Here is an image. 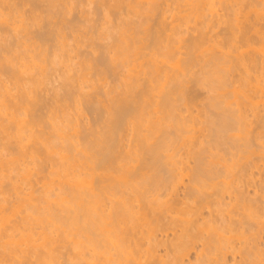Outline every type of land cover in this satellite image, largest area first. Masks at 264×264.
I'll return each instance as SVG.
<instances>
[{"label": "rangeland", "instance_id": "1", "mask_svg": "<svg viewBox=\"0 0 264 264\" xmlns=\"http://www.w3.org/2000/svg\"><path fill=\"white\" fill-rule=\"evenodd\" d=\"M8 1V2H7ZM10 1L12 2L11 4H10ZM27 1V2H26ZM25 2H24V0H5V5H4V3H3V7L2 6H0V49L2 50H0V60L1 61H3V62H0V64L1 63H3V66H1L0 67V83H2L3 85L0 87L1 89H2V87L4 86V88H6V90H8L9 88V91H8V93H9V95L10 96H8V99H6V98H4V97H7L6 96V94H8V93H5L4 95H0V97H2V96H4V97H2L3 98V100H2V104L1 105H3V103H5L4 105H6V103H8L6 106H9L10 104V106L8 107V112H9V110L12 108V106H14V105H12V103H11V101H9V100H12L13 101V99H14V97L15 96H17V94H18V96H17V98H18V102H20L21 100H22V94L23 95H25V96H23V98H25V97H28L27 99H29V100H31V104H30V102H27L28 104H30L31 106H34L33 108L30 106V109H28L29 108V105L25 102V101H27V99L25 100V101H23L24 102V104H22L21 103V105L19 106V108H22L25 104L27 105H25L24 106V108L25 107H27V109L28 110H31L32 111V109H33V111L35 110V112H34V114H32L33 113V111H32V113H30V111H28L27 109H26V112H25V115L23 114H21V111H17V110H15L14 112L17 114L18 112L21 114H19L20 115V117L19 116H17L18 118L17 119H23L24 121L25 120H27L28 118H29V120L31 121V119H30V116L32 115V117L33 118H36L37 117V115H38V117L39 116H41V122H43L44 121V123L42 124V123H38V126H39V129L41 128V127H44V128H41L42 130H43V133L41 134V132L39 133L38 131H39V129H37L38 128V126H37V124H35L34 125V127L36 126V130H38L37 132L39 133V135H38V133L36 134L37 135V137L35 136V139H37L38 138V136H39V140H37V141H43L42 140V136H40V134L41 135H43V139H44V137H48V136H50V134L49 133H51V128H50V125H51V127L52 126H54L53 127V133H55L56 132V126H55V124H54V118H55V116L56 115H58V117H59V119L64 115L65 116V113L66 112H69L68 114H70V115H72V116H70V117H73V118H71V121H70V123L73 121V123L74 124H76V123H78L75 127H74V124L73 123H71V124H73V131H69V132H67V133H65V135L67 134V136L69 135V134H71V135H69V136H72L71 138H77L78 136L77 135H79V141H77L78 143L80 142V144L82 143L83 144V141H84V139L86 138V135H88L87 137H89L90 136V138L92 139V141H94V136L95 135H97V133L96 132H99L100 131V127H101V125L102 126H104V125H106V124H104L103 125V123H104V121H105V119H106V117H105V115H107L109 112H112V111H110L111 109V105H110V101H112L113 99V97L115 96V97H117L118 96V93H122L121 91H122V89L124 88V84H125V82H123V81H125L124 79H125V77H123V74H124V76H125V74H126V71H127V69H129L130 68V65H128V66H126V64H125V66L127 67V69H126V67L125 66H123L122 65V63H123V59H125V55H128L129 57L133 54L132 52H133V50L132 49H130V48H127V47H129L128 45H130V44H128L127 43V47H123V46H126V45H122L123 44V42L122 41H120L119 40V38L120 39H122V37H124L125 39H126V41H127V38H126V34H127V36L130 34L131 35V33L133 32V28L135 29H137V30H134V33L136 34V33H138L136 36H134V37H139V34H140V37L142 36V35H145L146 33H145V31H144V33L142 32L143 31V29H146V27H148V26H153L154 24L153 23H155L153 20L151 21V18H149V16L152 14V13H150V15L147 17V18H149V19H146V15H143L142 16V12L144 11L143 9H144V6L147 8L148 7V5H156V3H158V2H162V3H158V4H160V5H162V6H159V9H160V12L163 14H161L160 12H159V15L161 14L162 16L160 17L159 16V18L160 19H162L163 18V20H161V21H163V22H168L169 24L171 23V21H172V17L175 19V23L177 24V22H178V19L180 18V16H183L184 15V11H186V10H188L187 8L188 7H186L185 9H184V1H176L177 3L176 4H174L175 2H173V1H175V0H173V1H171V0H169V2H168V0L167 1H164V0H159L158 2H157V0H152L153 2H151L150 0H146V2H145V0H139V1H137V0H133L132 2H137V4L138 5H140L139 7L141 8V5L143 6L141 9L143 10H138L139 12H137L136 11V7H138V6H136V5H133V6H135V10L134 11H132L131 10V12H130V14L129 13H127V11L128 10H130V9H132V8H130V9H128L127 8V5L126 4H128V2H125L126 4V6H124V3H121V0H26ZM28 1H30L29 3H28ZM110 1V2H109ZM118 1V2H117ZM217 1V0H216ZM221 0H219V2H220ZM238 1H245L244 3L243 2H241V4L238 2ZM230 0V1H228V0H222L220 3H218V1L215 3V0H213V2L215 3H213V7H214V9L213 10H218L217 12L219 13V14H217V12L215 11V14H211V12L213 11H205V15L204 16H202L201 17V19L203 18V17H205V18H208V19H202V20H198L197 22L199 23L200 22V24H197V22H195L196 23V25H195V23H193V22H191V21H189L190 23H189V25L186 23V24H183L184 23V21H185V19L183 18L182 20V22L180 21L179 23L181 24L179 27H182V25H183V28H179V32L181 31V33L182 34H178L177 36H175V39L177 40V42H176V40H175V43H177L178 44V46L179 45H181L182 43V46L184 47V49L186 50V48H185V45L188 43L186 40L187 39H189V38H193L194 36H196V32L195 31H197V29H201L202 31H204V32H209V34L214 38V34L215 33H217V35H218V37L215 35V38L213 39L212 37H210L211 39H213V41L215 42L214 43V45H215V48H214V46H212L211 47V43H213V42H206V44L205 45H203V47L202 46H200L199 47V49H193V50H191L190 52H192V51H194L195 50V52H194V55H196L197 54V56H194L193 55V53H190V54H192V55H190L189 56V61H187V62H185V58H188V54H185L186 52L184 51V52H181L182 54H183V57H184V59H182L183 57L182 56H180V54L181 53H179V54H177V56H180V57H182L181 59H182V63H184L186 66H184L183 68L185 69V68H187L188 69V71L186 72V71H184V73H183V77L182 76H180L179 77V79L180 80H178V82H175V81H177V79L175 78L174 79V76H173V78L171 77V80H169L168 79V81H169V83H168V81L167 80H164L165 81V83H164V81L162 80V84H164V87L166 88L167 86H168V88L167 89H169V87H171V86H173V88H175V89H172V87H171V89H172V91H171V89H169V90H167V89H165V91H163V92H167V91H170L171 92V94H170V101H171V99H175V101L174 102H176L177 104H174V102H173V107H175L174 108V110H177V108L179 109L180 108V110L178 111L177 110V113L176 114H178V113H180V111L182 112L181 114H179V117H180V115H181V117H183L184 115V117L183 118H187V121L184 119V121H186V122H192V123H189L190 125H188V127H187V129H186V132H184V133H180V131H176V127H175V123H173L172 121H174V120H172L171 119V123L172 124H174L172 127H173V129L175 130L174 132H173V130H171L170 128H169V126L171 127V125L172 124H170V118H169V116H168V113L166 114V112H164L165 110V105L163 104V106H161V107H163V109H161V107H159L160 109L158 110V107L157 106H155L154 108H157V110L158 111H156V113L154 114V113H152L151 114V117H153L152 119H154V117L156 118L158 115H161V116H158L160 119H158L159 120V122H161L160 123V125H162V128L160 127L159 129L161 130H156V133H155V130L153 131V132H150L151 134H149L148 132H146L147 133V137H149V143L151 142V143H153V141L154 140H156L157 139V137H159L158 139H160L161 141L165 138V137H170L171 138V136H172V138H171V142L173 143V144H169V142H168V146L167 147H165V149L164 150H161L162 152L164 151V154H166L165 156L163 155V154H161L162 155V157H163V159L162 160H164V162H165V159L164 158H166L167 156L169 157V158H171V157H173L172 159H171V161L172 160H176V161H179V160H177L178 158L180 159H182V162L184 163V166H183V163H180V165H177V167L179 166V168H180V166H182V168L183 167H185V169L187 170H185L186 172H184V174L186 175V177H187V179H186V177H184L183 178V183H185L184 185H181V186H179L180 188H178V189H176V191H177V193H176V195H178V196H180V197H178L177 198V200H181V199H183L184 197H183V194H185V185H187V187H186V193L187 194H189V196L188 195H186V196H188V197H190L191 195H193V193H198L199 191H201V192H199L200 194L201 193H203L202 195H204V196H202V195H200L199 193V195L197 194H194V196L196 195V196H199V197H201V200H200V198H198V199H196L197 197L195 196V198H193V196L192 197H190V200H189V198L187 197H185L183 200L184 201H186L187 202V200L186 199H188L189 201H190V203H188L187 202V204H190L191 206H193V208H195V204H196V207L198 206L197 204H199V206L197 207V208H199V211H200V207H202V205L200 204V203H198V202H204L205 201V196H207L206 198L208 199L207 201H205L204 203H202L203 204V206H205V205H208L206 208L205 207H202L201 208V211H200V213H201V215L199 214V213H197L196 215H198L197 217H196V215H194V216H191L190 217V219H193V218H196V220L198 221V224H199V228H201L199 231H197V236L200 234V233H202V238L201 237H199V239L201 240L200 242H197L196 243V245H195V249L193 248L191 251H190V253L188 254V256L185 258V264H196L197 262L195 261L196 259H194V258H196L195 257V255H196V253H198V251L199 250H202L203 249V253H205L204 255H206V256H208V258H210V261H212L211 263H214L213 262V260L215 259H217L218 258V260L221 262V263H223L224 261L223 260H225L228 264H234V261H232V262H230V260H231V257H234V256H232V254H230V253H228L225 257H223V255L222 256H220L219 254H220V251L218 252V250L217 249H219V248H215V247H211V252H210V248L209 249H207L204 245H202L203 244V242L202 241H208V240H210V241H214V243L215 242H217V244H218V242H219V240H220V242H222V243H219L218 245L220 246V245H224V246H228V245H231V246H233L234 244L235 245H237L236 247H239V244L240 245H242V240H240V239H242L241 238V236H244V235H246V236H248L247 234H241V232H242V230L241 229H235V230H233L232 231V229H234V227L232 226V229H231V231L229 232H226L227 230H221L220 228L218 229V225H219V221L221 220V217H228V219H230V218H232L233 220H235V219H237V216H238V218H240L241 220L243 219V218H241V217H243L244 215L243 214H245V216L246 217H244V221L245 222H247V220H248V223H251L252 224V221H253V223H256L255 225L254 224H252V225H254V226H256V225H258L259 227H257L256 226V228L254 227V226H252L251 225V231L250 230H248V234H249V237L251 236L250 235V232H251V234H253L252 232H253V228L255 229L254 231H256V233H254V235L256 234V236L258 237L257 238V243H258V248H259V250H261V253H258L257 254V256H255L254 255V258L256 257H258L257 258V260H259V262L258 263H256V258L254 259L252 256H251V258H249L248 259V261H246V264H248V262H250L251 260H252V258H253V260H254V264H262L263 262L262 261H264V206H263V202H261V204L260 205H258V202H257V204L256 203H254L255 202V200H257V201H260V200H258V198H260L261 199V196H262V198H263V195H264V190L262 189V186H261V184L263 185V180H261L262 178H264V109H263V105H264V96H260V95H263L264 94V90H261V88L262 89H264V87H263V84H264V81H262V80H264V78L262 79V76L261 75H263L264 73V68L262 69V67L261 66H264L263 65V63L260 65V67L259 66H257V68L259 67V69L260 70H258V72L260 71V73H259V75H258V72L256 71V75H257V77L256 78H258V77H260L261 76V79L260 78H258L260 81H258V82H256L257 84L256 85H258V83L260 82V84H259V86L260 87H258L257 86V88L256 89H253V88H255L254 87V85H255V82H254V80H251V81H253V82H251V84H249V85H251L252 86V88H251V86H248V83H247V78L245 79V81L243 80V78L242 77H245L244 76V74H243V76L241 75V73H244L243 71L242 72H240L239 71V68H242V67H240L239 65L236 67V65L234 64L233 65V63L234 62H232V63H229L230 62V60L228 59V58H232L231 56V54H230V51L232 50L233 52H234V47H232L231 45H229L228 46V44H230V43H227V39H229V37H230V35H231V31L232 30H229V27H226V24H228V23H226L225 25H223L224 23V20H225V22L226 21H228V22H230V21H233V22H230L231 23V25L230 24H228V26H230L231 28L230 29H234L235 30V28H237L238 27V25H240V24H243L244 22H246V21H244L245 19L243 18V17H247L248 19H250L249 21L250 22H253L254 21V19H258L259 18V21L258 20H255L254 22H262L260 25L261 26H263L262 28H264V0H259L258 2L256 1V0H254V2L255 3H253V4H255V5H253V6H251L252 4H251V2L249 3V4H251V5H249L248 4V0H247V2H246V0ZM252 1V0H251ZM6 2H7V4H6ZM45 2V3H44ZM114 2V3H113ZM130 2H131V0H130ZM136 2L134 3V4H136ZM145 2V3H144ZM149 2L151 3V4H149ZM155 2V3H154ZM169 3V5H167V3ZM179 2H181V3H179ZM182 2H183V4H182ZM231 2V3H230ZM237 4V6H236V4ZM253 2V1H252ZM9 3V4H8ZM25 3V4H24ZM28 3V4H27ZM33 3H34V5H33ZM36 3V4H35ZM104 3V4H103ZM118 3H119V5H118ZM140 3V4H139ZM142 3H144V4H147V5H144V4H142ZM153 3V4H152ZM171 3V4H170ZM182 5V7H180V5ZM224 3V4H223ZM228 3H230V5L228 4ZM238 3L240 4V5H238ZM245 3H247V5L250 7V8H254V9H256V11H257V13H255L256 11H253L255 14H253V12H251V10H249L250 8L247 6H245ZM32 4V5H31ZM67 4V5H66ZM114 4V5H113ZM218 4H220V5H218ZM6 5H8V6H6ZM102 5H103V7H102ZM172 5V6H171ZM177 5L180 7L179 8V11H180V15H178L179 14V11H178V13L177 12H173L172 10H174L175 9V11H176V8H177ZM222 5V6H221ZM223 5H225V6H223ZM227 5V6H226ZM229 5V6H228ZM233 5V6H232ZM169 7L170 9H172L173 7V9L172 10H169V9H167L166 7ZM211 6V8H212V4L210 5ZM215 6H218V7H215ZM231 6H232V8H233V10H232V8H231ZM235 6V7H234ZM244 8H243V7ZM8 7V8H7ZM67 7V8H66ZM104 7L106 8L105 10H104ZM122 7V8H121ZM123 7H126L128 10L126 11V8H124L123 9ZM161 7H163L162 9H161ZM176 7V8H175ZM226 7V8H225ZM229 7V8H228ZM166 8V9H165ZM219 8V9H218ZM224 8V9H223ZM235 8V9H234ZM238 8V9H237ZM239 8H240V10H239ZM243 8V9H242ZM2 9V10H1ZM12 9V10H11ZM123 9V10H122ZM226 9V10H225ZM242 9V10H241ZM253 9V10H254ZM4 10V11H3ZM69 10V11H68ZM122 10V11H121ZM169 10V11H168ZM178 10V9H177ZM182 10V11H181ZM184 10V11H183ZM225 10V11H224ZM232 12V13H230V11ZM238 12H237V11ZM136 11V12H135ZM142 11V12H141ZM165 11V12H164ZM234 11V12H233ZM236 11V12H235ZM241 11V12H240ZM249 11H250V13H249ZM3 12V13H2ZM68 12V13H67ZM119 12V13H118ZM126 12V13H125ZM129 12V11H128ZM133 12H135L134 14H133ZM145 12V11H144ZM158 12V11H157ZM164 12V13H163ZM182 12V13H181ZM188 12V11H187ZM186 12V13H187ZM228 12V13H227ZM240 12V13H239ZM248 12V16L247 15H245V13H247ZM8 13V15H5V14H7ZM13 13V15H11ZM15 13V14H14ZM118 13V14H117ZM138 13V14H137ZM173 13H176L175 15H178V17H174L175 15H173ZM185 13V14H186ZM237 13V14H236ZM243 13V14H242ZM4 14V15H3ZM10 14V15H9ZM145 14V13H144ZM147 14V13H146ZM183 14V15H182ZM209 14H211V16H209ZM217 14V15H216ZM221 14H222V16H221ZM234 14V15H233ZM240 14H241V16H240ZM3 15V16H2ZM126 15V16H125ZM148 15V14H147ZM216 15V16H215ZM219 15V16H218ZM237 15H239V16H237ZM254 15V16H253ZM257 15H259V16H257ZM145 16V17H144ZM226 16V17H225ZM230 16V17H229ZM243 16V17H242ZM7 18V19H5V18ZM220 17V19H218L217 20V18H219ZM222 17V18H221ZM229 17V18H228ZM242 17V19H243V21L244 22H241L242 20H240V18ZM255 17V18H254ZM14 18V19H13ZM142 18V19H141ZM144 18V19H143ZM152 18H154V16L152 17ZM155 18H158V15H156L155 16ZM165 18V19H164ZM176 18H177V20H176ZM213 19L214 21L213 22H215L214 24H216L215 26H214V24L212 25V21L210 22L209 21V19ZM236 18H239V20H238V23H240V24H236L237 23V20H236ZM254 18V19H253ZM16 19V20H15ZM171 19V20H170ZM211 19V20H212ZM236 21H235V20ZM247 19V20H248ZM251 19H253V21L251 20ZM262 19V20H261ZM7 22H6V21ZM12 20V21H11ZM17 20H18V22H17ZM73 20V21H72ZM127 21L126 23H124V22H122V21ZM147 20H149L148 21V23H147V26H146V22H147ZM164 20H166V21H164ZM179 20H181V18L179 19ZM207 20V22H208V25H205V24H203L201 21H206ZM230 20V21H229ZM261 20V21H260ZM170 21V22H169ZM219 21V22H218ZM240 21V22H239ZM6 22V23H5ZM13 22H14V26H13ZM24 23V25H22L23 23ZM120 22H122V23H120ZM145 22V23H144ZM153 22V23H152ZM210 22V23H209ZM217 22V23H216ZM22 23V24H21ZM70 23V24H69ZM150 23V24H149ZM201 23H202V25H201ZM218 23H222V25H220L219 26V24ZM235 23V24H234ZM72 24L74 25V26H72ZM118 24H120L121 26H119ZM122 24H124V26L122 25ZM153 24V25H152ZM167 24V23H166ZM232 24L235 26V28H234V26H232ZM263 24V25H262ZM16 25V26H15ZM26 25V26H25ZM71 25V26H70ZM77 25V26H76ZM128 25V26H127ZM185 25H188L187 26V28H186V26ZM196 26V27H198L196 30H195V28H194V26ZM200 25V26H199ZM12 26H13V28H14V30L13 29H11L12 28ZM19 26H20V28H19ZM23 26H25V27H23ZM130 26H133L132 28L130 27ZM146 26V27H145ZM193 26V27H192ZM203 26V27H202ZM208 26H211V27H207L208 28V30H206L205 31V29H207L206 27ZM216 28H214V27ZM258 26H259V24H258ZM11 27V28H10ZM18 28V29H16V28ZM22 27H23V29H22ZM47 27H48V29H47ZM220 27V28H219ZM240 27V26H239ZM260 27V26H259ZM38 28V29H37ZM40 28V29H39ZM59 28V29H58ZM62 28V29H61ZM129 28V29H128ZM131 28V29H130ZM184 28H186V29H184ZM192 28H194L193 30H192ZM213 28H214V30H213ZM218 28H219V31H218ZM226 28H227V30H229L228 31V33H224L223 31H225L226 30ZM24 29L26 30V31H24ZM45 29H46V31H45ZM61 29V30H60ZM69 29V30H68ZM73 29V31H71ZM119 29H120V31H119ZM139 29H142L141 31L139 30ZM152 29V28H151ZM182 29H184V30H182ZM211 29V30H210ZM9 30H11L10 32H9ZM28 30V31H27ZM41 30H43V31H41ZM52 30V31H51ZM57 30V31H56ZM122 30V31H121ZM132 30V31H131ZM195 30V31H194ZM214 32H213V31ZM217 30V31H216ZM223 30V31H222ZM226 30V31H227ZM15 31H18V32H15ZM29 36V37H31V38H29L24 32ZM46 32V34H45V32ZM130 31V32H129ZM137 31V32H136ZM185 33V34H183V32ZM13 32H14V34H13ZM30 32V33H29ZM122 32V33H121ZM124 32V33H123ZM125 32H127V33H125ZM139 32H141V33H139ZM147 32V31H146ZM219 32H221L220 34H219ZM223 32V33H222ZM20 33V34H19ZM42 33L44 34V35H42ZM54 33H55V35H54ZM114 33V36H112V34ZM119 33H121V35L119 34ZM143 33V34H142ZM167 33V32H166ZM214 33V34H213ZM12 34V35H11ZM18 34V35H17ZM22 34H24L23 36L25 37H28L29 39H27V38H24V41H26V39L32 44L33 43V45H31L32 47L34 46V44L37 46V48H36V52L37 51H39L38 53H37V55H38V58H37V56H34L33 58L35 59H33L29 54H31L32 55V53L33 52H30L29 51V53L28 54H26V53H21L22 52V50H23V44L22 45H17V43H16V41L17 40H21V38H22ZM37 34V35H36ZM60 34H62V35H60ZM84 34V35H83ZM123 34H125L124 36H123ZM188 34H189V36H188ZM193 34V35H192ZM230 34V35H229ZM15 35V36H14ZM39 35H40V37H39ZM42 35V36H41ZM59 35V36H58ZM72 35H73V37H72ZM116 35V36H115ZM183 35V36H182ZM222 35H223V37H222ZM229 35V36H228ZM47 36V37H46ZM54 36V37H53ZM71 36V37H70ZM79 36H81V37H79ZM84 36V37H83ZM87 36V37H86ZM146 36V35H145ZM144 36V37H145ZM182 36V38L184 37L186 40V42L183 40V42L181 43L180 42V40H179V38ZM187 36V37H186ZM208 37H209V35H207ZM226 36V37H225ZM247 36H248V33H247ZM20 39H19V38ZM43 37V38H42ZM45 37H46V39H45ZM57 37V38H56ZM79 37V38H78ZM133 37V38H134ZM11 38H13V39H11ZM72 38V39H71ZM74 38V39H73ZM76 38L77 39H79V40H76ZM81 38H82V40H81ZM90 38H92V39H90ZM115 38V39H114ZM118 38V39H117ZM178 38V39H177ZM183 38V39H184ZM191 38V39H192ZM216 38H218V39H216ZM35 39V40H34ZM47 39H49V40H47ZM60 39V40H59ZM62 39V40H61ZM65 39H66V41H65ZM85 39V40H84ZM87 39V40H86ZM124 39V40H125ZM128 39H132V36H131V38H130V36H129V38ZM181 39V38H180ZM219 39H221V40H219ZM254 39H259V38H253V40ZM31 40V41H30ZM44 40H45V43H44ZM47 40V41H46ZM59 42H58V41ZM73 40V41H72ZM89 40V41H88ZM93 40V41H92ZM109 40V41H108ZM130 40H128V41H130ZM179 40V41H178ZM227 40V41H226ZM253 40H252V44H250V46H249V48H251V47H253V48H255V49H257L258 51L260 50L259 48H260V45L262 44H264V40H263V43H262V40H261V42H259L258 40H254V41H258V44L256 43V42H253ZM27 41V42H28ZM35 41H36V43H35ZM39 41V42H38ZM56 41H57V43H56ZM77 41V42H76ZM90 41H92V42H90ZM108 41V42H107ZM113 41V42H112ZM127 41V42H128ZM189 41V40H188ZM16 44H15V43ZM18 42V41H17ZM22 42V41H21ZM29 42L27 43V44H29ZM42 42V43H41ZM75 44H74V43ZM78 42H81V43H79L78 44ZM88 42V43H87ZM112 42V43H111ZM115 42V43H114ZM117 42H118V44H117ZM120 42L122 43V44H120ZM181 44H180V43ZM12 43V44H11ZM20 42H18V44H19ZM59 43V44H58ZM64 43H65V45H64ZM70 43V44H69ZM87 43V44H86ZM90 43V44H89ZM108 43V44H107ZM129 43H131V41L129 42ZM147 43V42H146ZM216 43H217V45H216ZM226 43H227V45H226ZM256 43V44H255ZM259 43H261V44H259ZM3 44V45H2ZM8 44V45H7ZM11 44V45H10ZM67 44V45H66ZM84 46V45H86V46H82V45ZM93 44V45H92ZM122 45V47H120L119 49H118V47H117V45ZM124 44H126L125 42H124ZM148 44V43H147ZM209 44V45H208ZM224 45V47H223V45ZM232 44H235V45H237L238 43H236V39H235V41H234V43L232 42ZM14 45V46H13ZM39 45V46H38ZM45 45V46H44ZM54 45V46H53ZM57 45H59L58 47H57ZM70 45V46H69ZM72 45V46H71ZM78 45H80V48L78 47ZM94 46V47H88V46ZM106 45H107V47H106ZM176 45V44H175ZM239 45V44H238ZM5 46V47H4ZM10 46V47H9ZM13 46V47H12ZM21 46V47H20ZM36 46H34V47H36ZM44 46V47H43ZM64 46V50L62 49V47ZM78 47V48H74V47ZM99 46V47H98ZM109 46H112V47H110L109 48ZM15 47V48H14ZM19 48V49H16V48ZM40 47H42V48H40ZM60 47V48H59ZM103 47H106V50H105V48H103ZM117 47V48H116ZM131 48H132V45L130 46ZM218 47V48H217ZM248 47V46H247ZM247 47H245V48H247ZM263 47V46H262ZM4 48V49H3ZM8 48V49H7ZM39 48H40V50H39ZM76 51V53L74 54V52L75 51H72L73 49ZM85 48V49H84ZM94 48V49H93ZM116 48V49H115ZM121 48H127V49H130L131 50V52H130V50H125L124 49V51H125V53L126 54H122V56H121V51H122V53H124V51H123V49H121ZM182 48V47H181ZM180 48V51H183L182 49ZM202 48V49H201ZM215 49L216 51H215V53H217V52H220V54H222V52H223V50L226 52V54L228 53V54H230L229 56H225V55H223V59H222V57L221 58H217L218 59V61H220V63H217L218 61H217V59L216 58H214V57H210L211 56V54L214 52L212 49ZM217 48V49H216ZM220 48H222V52L220 51ZM224 48V49H223ZM244 47L242 48V49H245ZM11 49H12V51H11ZM45 49H47V50H45ZM81 49V50H80ZM88 49V50H87ZM97 49V50H96ZM103 50V51H101V50ZM118 49V50H117ZM210 49L212 50L211 51V54L209 53L210 52ZM230 49V50H229ZM248 49V48H247ZM7 50V51H6ZM16 50V51H15ZM17 50H19V51H21L20 53L17 51ZM44 50V51H43ZM59 50V51H58ZM82 52L83 51V54L85 55V57H84V55H82V53H79L80 51ZM96 52H95V51ZM100 50V51H99ZM108 50V51H107ZM115 52H114V51ZM149 50V49H148ZM219 50V51H218ZM251 50L253 51V49L251 48ZM262 50H263V48H262ZM261 50V51H262ZM6 51V52H5ZM42 51V52H41ZM52 51V52H51ZM59 53H58V52ZM67 52L66 54L64 53V52ZM79 51V52H78ZM85 51V52H84ZM90 53H89V52ZM117 51H118V54H116L117 53ZM208 53H207V52ZM231 51V52H232ZM44 52V53H43ZM72 52V53H71ZM77 52H78V57L77 56H75V55H77ZM92 52L94 53V55H96L95 53H97V55L96 56H94L93 54H92ZM101 54H99V53ZM109 52V53H108ZM112 52H113V54H112ZM232 52V53H233ZM254 52H255V50H254ZM257 52V51H256ZM16 53V54H15ZM47 53V54H46ZM50 54V56H49V54ZM56 53V54H55ZM66 55H64V54ZM86 53V54H85ZM106 53V54H105ZM114 53H115V55H114ZM119 53H120V55H119ZM199 53V54H198ZM204 53V54H203ZM258 53V52H257ZM4 54H5V56H7V57H4ZM11 54V55H10ZM18 54V55H17ZM20 54H23L24 55V57H29V60H30V58H32L31 59V61L33 60V63L30 61H28V62H26V64H25V66H27L28 67V69L25 71L24 70V72H22V73H25V75L24 74H20L19 72L21 71L20 69H23L21 66L22 65H20V64H22L21 62H25V60L23 61V60H20V57L19 56H22V55H20ZM53 54H55V55H53ZM64 56H63V55ZM68 54V55H67ZM184 54H185V56H184ZM207 54H209V55H207ZM219 54V53H218ZM219 54V55H220ZM223 54H224V52H223ZM233 54H235V52L233 53ZM14 55V56H13ZM15 55H17L16 57L19 59V60H16L17 58L15 57ZM26 55V56H25ZM39 55H40V57H39ZM46 57H45V56ZM81 55V58H82V60H81V58L79 59V56ZM87 55V56H86ZM99 55V56H98ZM104 55H106V57L107 56H109V57H111V58H113V61H112V59L111 58H106V57H104ZM119 55V56H118ZM204 55V56H203ZM217 55V54H216ZM219 55H218V57H219ZM4 58H3V57ZM10 56H11V58H10ZM43 56V57H42ZM69 56H71V58L69 57ZM93 56V57H92ZM203 56V57H202ZM207 56V58H205ZM2 57V58H1ZM13 57L15 58V59H13ZM41 57H42V59H41ZM59 57V58H58ZM61 57V58H60ZM69 57V58H68ZM75 57H76V59H78V60H76L75 59ZM88 57V59H86ZM96 57L98 58V59H96ZM100 57V58H99ZM101 57H102V59L104 60V61H107V59L109 60L106 64L104 63V64H102L100 61H102V59H101ZM104 57V58H103ZM118 57H119V59H120V57L122 58V57H124V58H122V59H120L121 61H117L116 62V59L117 60H119L118 59ZM129 57H127V58H129ZM191 57H192V59H191ZM196 58V60L194 59V58ZM224 57H227V58H224ZM26 58V59H27ZM43 58H45V60L43 59ZM52 58V59H51ZM66 58V59H65ZM67 58L68 59H71V63H70V61H67L66 62V60H67ZM74 58V59H73ZM90 58V59H89ZM92 58H94V59H96L97 61L99 60V64L98 65H100V66H98L97 64H95L96 63V60L94 61ZM201 60H200V59ZM204 59V61L205 62H208V63H205V65L203 64L204 63V61H203V59ZM208 58H210V60H211V58H214L213 59V61L211 60H209ZM263 58V57H262ZM262 58H261V60H262ZM51 59V60H50ZM61 59V60H60ZM63 59H65V61H64V63H66V65L63 63ZM86 59V60H85ZM115 59V60H114ZM201 61H199V60ZM206 59H208V61L206 60ZM220 59V60H219ZM225 59H227V60H225ZM8 60V61H7ZM13 60H16V61H13ZM53 60H54V62H53ZM59 60V61H58ZM77 61V63H76V61ZM81 60V62L84 60V61H87L86 62V66H87V64H89L88 65V71H84L85 73H89V74H92V76H91V81L89 80V78H90V76H89V74H88V77L86 76V77H82V79H80L81 78V75H82V72H80L81 73V75H77V77H78V81L76 80V78H74L75 76L74 75H76V74H80L79 72H78V69L80 68V66H79V64H80V61ZM88 60H90V61H92L91 63H93V61L95 62L94 64L97 66V67H99V70H101V71H104L103 69H105V71H104V73H100V71L98 70L97 71V67H95V65H93L92 66V70L90 69L91 68V63H89L90 61H88ZM123 60V61H122ZM126 60V59H125ZM192 61V64L190 63L191 61ZM193 60H195V61H193ZM215 60V61H214ZM224 60V61H223ZM260 60V61H261ZM5 61H7V62H5ZM12 61V62H11ZM40 61H43V62H40ZM47 61V62H46ZM57 61L59 62L58 64H57ZM62 61V62H61ZM116 62V66H117V68L115 67V63H113V62ZM217 61V62H216ZM227 61V62H226ZM231 61H233V59L231 60ZM8 62H9V65H7L8 64ZM14 62H15V65L18 67V65L21 67L20 69H19V67H18V70L19 71H16L15 70V68H17L15 65H14ZM19 62V64H17V63ZM52 62V63H51ZM74 62V63H73ZM111 62V63H110ZM125 62V61H124ZM180 62V63H181ZM191 64V66H190V64ZM194 62H197V64L196 63H194ZM203 62V63H202ZM224 62H226V64L224 63ZM262 62H264V60H262ZM37 63H38V67H39V64L41 63V68H34V69H32L31 68V66L32 65H35V67H37ZM64 65H63V64ZM79 63V64H78ZM108 63H110L111 65H109V67L107 68V65H108ZM118 63V64H117ZM119 63H121V64H119ZM125 63H127V62H125ZM182 63H181V66H183L182 65ZM217 63V64H216ZM225 65H224V64ZM6 66H5V65ZM14 66H13V65ZM29 64V65H28ZM55 64H57L56 66H55ZM62 64V65H61ZM67 64L69 65V64H71L72 66H70V67H68L67 66ZM74 64V65H73ZM220 64H222V65H220ZM227 64H228V66H232V68L231 67H228L227 66ZM232 64V65H231ZM31 65V66H30ZM102 65V66H101ZM106 66V68H104L105 66ZM123 66V68H122V66ZM194 65H199V66H194ZM203 67H201V66ZM204 65V66H203ZM209 65V66H208ZM213 65V66H212ZM8 66V67H7ZM44 66V67H43ZM67 66V68H65V67ZM112 66V67H111ZM120 66V67H119ZM225 66V67H224ZM236 67L237 69H235L234 67ZM7 67V68H6ZM11 67L12 68H14V70L12 69L11 70ZM44 69H43V68ZM77 68V70H75V68ZM101 67V68H100ZM200 67H201V69H200ZM205 67H208V68H206L205 69ZM227 67V68H226ZM3 68H4V70H3ZM56 68V69H55ZM61 68V69H60ZM95 68H96V70H95ZM103 68V69H102ZM182 68V67H181ZM182 68V69H183ZM226 69V71L224 70H222V69ZM233 68L235 69V70H233ZM29 69H32V70H34V71H32V70H30L31 72H32V74H34L36 71V73L37 74H35L36 76H34L33 77V75L30 73V71H29ZM56 70V71H54V70ZM61 71H60V70ZM67 69V70H66ZM69 69H71V70H69ZM89 69H90V71H89ZM93 69L95 70V71H97V73L95 72V71H93ZM115 69H117V70H115ZM121 69H123V70H121ZM203 69V70H202ZM231 69V70H230ZM40 70H41V72L43 73H41V74H39L40 73ZM59 70V71H58ZM62 70H63V74L61 73L62 72ZM66 70V71H65ZM230 71V72H228V71ZM236 70H238L237 71V73H239V74H237L236 73ZM241 70V69H240ZM254 70V69H253ZM256 70V69H255ZM261 70H262V72H261ZM5 74V76H4V74L2 73V72ZM10 71V73L8 74V72ZM11 71H12V74H11ZM13 71H15V72H13ZM28 71H29V73H28ZM44 71V72H43ZM54 71V72H53ZM67 71H69L67 74H65L66 75V77H62V78H60L59 79V75H64V73H66ZM75 72V73H73V74H70L71 72ZM92 71V72H91ZM117 71V72H116ZM167 71V70H166ZM199 71V72H198ZM202 73H201V72ZM232 71H235L234 73H232ZM78 72V73H77ZM84 72H83V74H84ZM102 75H100V76H97V75H99V73ZM119 72V73H118ZM172 72V71H171ZM169 73L170 75L169 76H172V74H173V72L172 73ZM197 74H196V73ZM13 73H15V74H13ZM28 74V77H30V79H34V81H31L32 83H30V81H29V79L27 80V74ZM54 73V75H52ZM56 73V74H55ZM60 73V74H59ZM123 73V74H122ZM203 73H205V74H203ZM3 74V75H2ZM46 74V75H45ZM58 74V75H57ZM86 74V75H87ZM112 74H113V76H112ZM195 74V76H193ZM225 74V75H224ZM233 74V75H232ZM234 74H236V75H234ZM255 74V73H254ZM261 74V75H260ZM6 75H8L9 77H11V75H12V77L11 78H9L8 76H6ZM17 76L18 78H19V75L21 76V77H24V81L23 80H21V79H23V78H16V80L19 82H17L15 79H13V76ZM32 75V76H31ZM44 75V76H43ZM52 76L53 77V79H55V80H58V81H60V84L59 83H57L58 81H55L54 80V84H53V82L51 83V77H49V76ZM64 75V76H65ZM85 75V74H84ZM109 75V76H108ZM174 75V74H173ZM186 77H185V76ZM193 76V78H190V77H192ZM224 75V76H223ZM240 76V77H238V76ZM2 76V77H1ZM38 76V77H37ZM41 76V77H40ZM46 76V77H45ZM57 76V77H56ZM68 76H69V78L71 77V76H74L73 77V80H75L76 81V83H75V81H74V85H73V81L71 80V81H69L71 84H69V82H66V81H68V80H70V79H67L66 80V78H68ZM95 76V77H94ZM111 76V77H110ZM118 76H119V78L122 80V82H123V85H122V83L120 82L121 80L118 78ZM190 76V77H189ZM219 77V79L218 80H216L218 77ZM221 76H223V77H221ZM232 78L231 80H230V78ZM242 76V77H241ZM264 76V75H263ZM4 77H5V79H4ZM116 77V78H115ZM234 77V78H233ZM238 79H236V78ZM15 78V77H14ZM36 78L38 79V80H36ZM50 78V79H49ZM83 78H85V79H83ZM113 78V79H112ZM117 78H118V80H117ZM188 78H189V80H188ZM225 78V79H224ZM241 78V79H240ZM7 79H9V81L7 80ZM12 79L14 80V81H12ZM52 79V80H53ZM184 79V80H183ZM197 79V80H196ZM241 81H240V80ZM21 82H20V81ZM26 80L27 81H29V82H27V84H26ZM36 80V81H35ZM49 80V81H48ZM65 81V82H63V81ZM85 80V81H84ZM174 80V81H173ZM183 80V81H182ZM237 80V81H236ZM257 80V79H256ZM7 81H8V83H7ZM22 81L25 83V85H27V86H25L23 83H22ZM79 81H80V83H79ZM83 81V82H82ZM112 81V82H111ZM142 81V82H141ZM140 82L141 83H143V80H141ZM175 82L176 84H174L173 82ZM180 81V82H179ZM213 81V82H212ZM216 81V82H215ZM218 81V82H217ZM219 81H222V82H219ZM230 81V82H229ZM235 83H234V82ZM239 81V82H238ZM243 81H244V83H243ZM50 82V83H49ZM78 82V83H77ZM85 82H87V83H85ZM107 82V83H106ZM111 84H110V83ZM115 82V83H114ZM10 83V84H9ZM20 83H22L21 85H24L25 87V89H24V92H23V90L21 89V88H19L18 86H21V85H19ZM65 86V88H64V86L62 85V84ZM65 83V84H64ZM67 83L69 84L68 86H67ZM83 83V84H82ZM85 83V84H84ZM97 83V86L95 85ZM101 85H100V84ZM119 85H118V84ZM140 83V84H141ZM167 83H168V85H167ZM241 83V84H240ZM250 83V82H249ZM263 83V84H262ZM5 84H7L6 85V87H5ZM103 84H105V85H103ZM109 84V85H108ZM120 84H121V86H120ZM145 84V83H144ZM166 84V85H165ZM174 84V85H173ZM177 84H178V86H177ZM181 84V85H180ZM231 84H235L234 86H232ZM242 84H244V85H242ZM11 85V86H10ZM14 85H15V89H14ZM79 85V86H78ZM92 85V86H91ZM143 85V84H142ZM180 85V86H179ZM185 85H187V87L185 86ZM240 85V86H239ZM242 85V86H241ZM13 86V87H12ZM17 86V87H16ZM29 86V87H28ZM57 87L56 89H55V87ZM86 88H85V87ZM90 86V87H89ZM103 86V87H102ZM107 86V87H106ZM114 86V87H113ZM174 86H176V87H174ZM59 87H60V89H59ZM66 87H70V89H71V92L73 91V94L71 93V92H69L68 91V93L66 92V90H68V88H66ZM77 87H79L78 89H79V91H77L78 89H77ZM80 87H82V88H80ZM97 87L100 89H98L97 90ZM116 87V88H115ZM120 87V88H119ZM239 87V88H238ZM241 87H246V88H242V89H240ZM249 87V88H248ZM62 88V89H61ZM65 90H64V89ZM75 90H73V89ZM106 88V89H108L109 88V90H106V91H108V93L104 90V89ZM139 88H141V87H139ZM12 89V90H11ZM26 89H28V90H26ZM58 89V90H57ZM69 89V90H70ZM83 89V90H82ZM92 89V90H91ZM114 89V90H113ZM121 90L120 92L118 91V90ZM185 89V90H184ZM247 89H249V90H247ZM252 91H251V90ZM22 90V92L23 93H20V91ZM53 90V91H52ZM55 90V91H54ZM117 92H116V91ZM167 90V91H166ZM173 90H176V91H173ZM182 90V91H181ZM244 90H246V91H244ZM255 90V92L256 93H253V91ZM256 90H258V91H256ZM259 90H260V92H259ZM30 91V92H29ZM32 91V92H31ZM35 93H34V92ZM90 91H92V92H90ZM96 91H98V92H96ZM105 91V92H104ZM111 91H115L114 93H112ZM125 90H123V92H124ZM153 91V90H152ZM157 91V90H156ZM153 91L152 92V94L154 93L155 95H157L158 94V92L159 91ZM179 91H181V92H179ZM243 91V92H242ZM15 92V93H14ZM58 94H57V93ZM96 92V93H95ZM110 92V93H109ZM138 91H137V89H136V93H137ZM172 92L174 93L173 95H175L176 96V94H178V92H179V95H181V94H183V92H184V94L185 95H181L182 96V99H178L179 98V95H178V98L176 97L175 98V96H173L172 98H171V95H172ZM246 92V93H245ZM248 92V93H247ZM33 93V94H32ZM70 93V94H69ZM76 93V94H75ZM107 93V94H106ZM112 93V94H111ZM176 93V94H175ZM181 93V94H180ZM245 93V94H244ZM260 93V94H259ZM15 94V95H14ZM20 94H21V96H20ZM31 96H30V95ZM64 94V95H63ZM68 94V95H67ZM85 94V95H84ZM92 94H93V97L91 98V96H92ZM95 94V95H94ZM116 94H117V96H116ZM167 94H169L168 92H167ZM246 94H248V95H246ZM259 94V95H258ZM14 95V96H13ZM27 95V96H26ZM77 95H79L78 97H76ZM90 95V96H89ZM96 95H98V96H96ZM105 95V96H104ZM189 96V98L188 97H186V96ZM12 96H13V99H12ZM20 96V97H19ZM30 96V97H29ZM38 96V99L40 100V101H45V102H40L39 100H36V99H33L32 97H34V98H36ZM53 96V97H52ZM94 96H96V97H94ZM103 96V97H102ZM107 96H108V98H107ZM11 99H10V98ZM56 99H55V98ZM58 97V98H57ZM73 97H75V98H73ZM80 97V98H79ZM88 97V98H87ZM183 97L184 98H186V99H188V101L185 99H183ZM2 98H0V99H2ZM21 98V100H19ZM31 98V99H30ZM53 98V99H52ZM79 98V99H78ZM81 98H82V100H81ZM95 98H97L96 99V101H95ZM99 98V99H98ZM102 100H101V99ZM111 98V99H110ZM159 98V97H158ZM161 98V97H160ZM261 98V99H260ZM4 99H6L5 100V102H3L4 101ZM15 99H16V97H15ZM15 99H14V101H15ZM43 99H45V100H43ZM51 99V102L49 101ZM80 100V101H78V100ZM93 99V100H92ZM105 99V100H104ZM179 100V101H177V100ZM28 100V101H29ZM59 100H60V102H59ZM90 101V102H93L94 104H95V106L97 107V109H96V107L94 108V105H93V108H92V103H90V102H87V101ZM107 100V101H106ZM108 100H109V102H108ZM156 100H157V98H156ZM155 100V101H156ZM6 101H8V102H6ZM14 101H13V104H14ZM76 101V102H75ZM83 101V102H82ZM104 101H106V103L104 102ZM158 101H159V99H158ZM170 101H169V103H170ZM183 101V102H182ZM190 101V102H189ZM9 102H10V104H9ZM18 102L17 101H15V103H17L18 104ZM36 102H38V104L36 103ZM47 102V103H46ZM53 102H55V103H53ZM78 102V103H77ZM80 102V103H79ZM86 102V103H85ZM96 102V103H95ZM98 102V103H97ZM172 102H171V104H172ZM187 102V103H186ZM34 103V105H32ZM38 105H36V104ZM42 103H44V105L42 104ZM50 103H53V104H50ZM57 103H58V107H57ZM181 103H184L183 105L181 104ZM261 103H263V104H261ZM41 104V105H40ZM83 104V105H82ZM85 104V105H84ZM89 104V105H88ZM91 104V105H90ZM105 104V105H104ZM107 104V105H106ZM160 104V103H159ZM169 105L170 107L172 106V105ZM179 104V105H178ZM187 104V107H185L184 105H186ZM258 104V105H257ZM1 105H0V107H1ZM23 105V106H22ZM40 105V106H39ZM47 105H48V107H47ZM50 105H52L51 107H50ZM81 105V106H80ZM110 105V106H109ZM161 105V104H160ZM4 107V108H7V107ZM35 106H36V108H35ZM59 106H60V108H59ZM89 106V107H88ZM91 106V107H90ZM101 106V107H100ZM102 106H104V109H103V107ZM107 106H109L108 108H106ZM177 106V107H176ZM179 106V107H178ZM3 107V106H2ZM11 107V108H10ZM42 107V108H41ZM47 107V109L46 110H44L45 108ZM56 107V108H55ZM189 107V108H188ZM262 107V108H261ZM10 108V109H9ZM14 108V107H13ZM35 108V109H34ZM42 110H41V109ZM51 108V109H50ZM54 108V109H53ZM87 108V109H86ZM98 108H100V110L98 109ZM101 108H102V110H101ZM166 108L168 109L169 107H167L166 106ZM188 108V109H187ZM2 109V108H1ZM36 109H38V110H36ZM70 109V110H69ZM89 109V110H88ZM92 109V110H91ZM108 109V110H107ZM110 109V110H109ZM113 109V108H112ZM227 109H229V110H227ZM231 109V110H230ZM49 110V111H48ZM51 110H52V112H51ZM56 110V111H55ZM63 110H65L66 112H62ZM69 110V111H68ZM105 110V111H104ZM188 110V111H187ZM233 110V111H232ZM235 110V111H234ZM17 111V112H16ZM23 111H25V110H23ZM38 113H37V112ZM54 111H55V113H54ZM96 113H98V114H95V112ZM99 111V112H98ZM102 111H104L105 113V115L103 114L102 115V117L100 116V114H102L103 112ZM227 111H229V112H227ZM13 112V109H11L10 110V113H13V114H15ZM41 112H44V114L43 113H41ZM46 112H47V115H46ZM159 114H158V113ZM163 112V113H162ZM231 112V113H230ZM235 112V113H234ZM29 113H30V115H29ZM37 115H36V114ZM39 113H41L40 115H39ZM54 113V115L52 116V114ZM60 113L62 114L63 113V115H60ZM16 114H15V117H16ZM17 114V115H18ZM49 114V115H48ZM56 114V115H55ZM68 114H66V117H67V115ZM95 114V115H94ZM167 115V116H165V118H166V122H165V120H163L164 119V115ZM223 114H226L225 116L223 115ZM27 115V116H26ZM42 115H44L43 117H42ZM223 115V116H222ZM230 117H229V116ZM261 115H263V119H262V116ZM1 116V115H0ZM22 116L24 117V118H22ZM29 116V117H28ZM63 116V119H62V121L61 122H64V124L62 125V124H60V126L62 127V129H63V127H64V129L63 130H65V127L68 125V122H66L65 121V119H67L66 117H64ZM69 116V115H68ZM107 116H109V115H107ZM136 116V115H135ZM163 116V117H162ZM243 117L244 116V118H243V120L244 121H242V118L241 117ZM246 116H247V118H246ZM5 117V116H4ZM36 118L37 119V121H38V119L39 118ZM96 117V118H95ZM134 117V116H133ZM223 117V118H222ZM228 117H229V119H228ZM241 118V122H239V124H238V126L237 125H235L234 123H238V121H239V119L238 118ZM26 118V119H25ZM51 118H53V119H51ZM56 118H57V116H56ZM69 118V117H68ZM103 118H105L104 120H103ZM135 118V117H134ZM134 118L132 119V120H134ZM227 118V119H226ZM235 118V119H234ZM36 119H34L35 121H36ZM42 119H43V121H42ZM51 119V120H50ZM59 119H57V120H59ZM73 119V120H72ZM94 119V120H93ZM100 119H102V120H100ZM108 119V118H107ZM106 119V120H107ZM130 119V118H129ZM128 119V120H129ZM138 119V118H137ZM137 119H135L136 120V122L138 121ZM168 119V120H167ZM220 119V120H219ZM222 119H224V120H222ZM234 119V120H233ZM261 119V120H260ZM3 121V118L2 117H0V124H1V122ZM28 120V122H30ZM97 120V121H96ZM98 120H100V122H98ZM134 120V121H135ZM192 120V121H191ZM219 122H217V121ZM233 120V121H232ZM238 120V121H237ZM263 120V121H262ZM4 121L6 122V117L4 118ZM53 121V122H52ZM131 121V120H130ZM133 121V122H134ZM169 121V122H168ZM223 121H224V123H225V121H228V122H226V123H228V124H230L231 122V126L232 127H234V128H232V130H231V126L230 125H226V123H225V125L227 126V127H225V125H222L221 123H223ZM234 121H236V122H234ZM5 122H3V123H5ZM7 122H9L8 120H7ZM27 122V121H26ZM53 124H52V123ZM65 122L67 123L66 124V126H65ZM98 122V123H97ZM132 121H131V123H132V126L131 125H128V126H126V131L128 132V134H125L124 135V132L122 133V135L123 136H127L128 137V135H129V138H123V136H121L122 137V139H123V141H122V139H120V141L118 142L119 143V145H118V143H117V145L115 144V146H119V147H116V148H121L122 147V145H124L123 146V149L121 148V150H122V152H127L130 148H132V150H134V148H136V142H134L133 144H131L130 142H132V141H134V140H132L133 138H130V136H132L131 134H130V131H131V129L133 128V126H134V123H135V126H134V128L136 127V129L138 128L137 127V123L139 122H134L133 123ZM175 122V121H174ZM262 122V123H261ZM70 123H69V128H70ZM89 123H90V127L91 128H89ZM100 123H102V124H100ZM166 123H169V126H167L166 125ZM187 123V124H188ZM215 123V124H214ZM6 124V123H5ZM8 124H10V123H7V125ZM13 124V123H12ZM39 124H41V126L39 125ZM81 124V125H80ZM83 124H84V126H83ZM91 124H93V125H91ZM98 124H99V129L97 128V126H98ZM139 124H140V122H139ZM138 124V125H139ZM146 124V123H145ZM95 125H97V126H95ZM164 125V126H163ZM216 125H218V126H216ZM262 125V128H260V126ZM12 127H10V128H8V130H7V132L5 131H0V170L2 171V173H4L5 175L4 176H6V177H4V179H0V186H1V184L2 185H4V182H6L7 184L9 183V181H12V183H11V185L14 187V185L16 186V191H18V193H20V192H22L21 193V195H19L15 190V193H14V191H12L11 190V188H12V186L11 185H9L8 187H7V184L6 185H4V186H1L0 188L2 189V187H4L5 189H7V190H9V191H7V190H5V189H3L4 191H5V194H6V197L5 198H8L9 197V203L11 202V203H13V202H18L17 201V199H16V201H15V198L19 195L20 197H22L21 199H19L18 198V200H22V199H25V200H27V199H29L30 197H32L30 200H32V202L34 201V199H36L37 197H38V192L40 191V190H42L43 191V189H44V191L47 189V187H48V189H50L51 187H52V184L53 183H55V184H53L55 187L57 186V187H59V182L58 181H60V180H62V178L64 177V175H63V173L61 174V175H63V176H61L62 178L61 179H59V177H60V175H58L57 173H56V175L54 174L55 173V171H56V169L59 167L58 166V164L57 163H60V160H59V154H53L52 156H51V159H50V155H49V153H52L51 151H49V152H47V151H45L44 152V150L43 151H41L42 149H39V151H41V153H40V155H39V157H40V160H37V162H34L33 160L31 161V159H29V158H23V157H21V156H19V154L16 152L17 150H16V148L14 147V144H15V142H17V138H16V135L15 136H12V135H14V133H16V130H14V129H16L17 127H16V125H11ZM82 126V127H81ZM87 128H86V127ZM216 126V127H215ZM224 126V127H223ZM235 126H237V127H235ZM9 127V126H8ZM16 127V128H15ZM92 127H93V129L95 128V130H98V131H92L93 129H92ZM131 129H130V128ZM145 128V126H141V128ZM168 127V128H167ZM230 129H229V128ZM11 128H13V129H11ZM68 127H66V130H69V129H67ZM89 128V129H88ZM103 129H101V130H104L106 127H102ZM140 128V129H141ZM165 128H166V131H165ZM226 128L227 129H229L228 131H226ZM1 129V128H0ZM12 130V132H11V130ZM76 129H77V131H80L81 132V130H83L81 133H79V132H77L76 131ZM92 129V130H91ZM170 129V130H169ZM217 129H218V131H217ZM222 129H225L224 131L222 130ZM2 130V129H1ZM10 130V131H9ZM66 130H65V132H66ZM70 130H72V126H71V128H70ZM88 130V131H87ZM106 130V129H105ZM104 130V131H105ZM153 129H150V131H152ZM170 131V133H169V131ZM33 131H35L34 130V128H33ZM90 131H92V132H90ZM104 131H101V132H104ZM158 131H160V132H158ZM222 131V132H221ZM225 131H226V133H225ZM45 132H46V134L47 135H45ZM57 132H58V134H57ZM56 132V135H59L60 133H62L63 131H61L60 133H59V131H57ZM77 132V133H76ZM86 134H85V133ZM94 132V133H93ZM127 132H125V133H127ZM162 132V133H161ZM165 132L167 133V136H166V134H165ZM172 132H173V134H172ZM178 132V133H177ZM217 132H218V134L220 135H217ZM9 134V136H7L8 134ZM12 133V134H11ZM64 133V132H63ZM63 133H62V137H65L64 135H63ZM74 133V134H73ZM75 133L77 134L75 137L73 136V135H75ZM79 133V134H78ZM90 133H93L94 134V136L92 137L91 136V134ZM96 133V134H95ZM160 133V134H159ZM176 133V134H175ZM222 133V134H221ZM5 134V135H4ZM81 134V135H80ZM84 134H85V138L83 139V136H84ZM92 134V135H93ZM153 134H155V135H153ZM159 134V135H158ZM163 134V135H162ZM165 134V135H164ZM170 134V135H169ZM179 134H181V135H179ZM13 137V139H11V136ZM45 135V136H44ZM98 135H100L99 133H98ZM149 135V136H148ZM174 135V136H173ZM175 135H177L176 137H175ZM5 136H7V138L5 137ZM17 136H19V135H17ZM53 139L56 137L57 138V136H55V134H53ZM81 136V137H80ZM161 136H163V138L161 137ZM165 136V137H164ZM60 137V136H59ZM62 137H60V140L62 139ZM120 137V138H121ZM155 137V138H154ZM178 137H180V138H178ZM15 138V139H14ZM40 138H41V140H40ZM50 139H52V133H51V136L49 137ZM78 138L76 139V140H78ZM94 138V139H93ZM151 138V139H150ZM153 138V139H152ZM162 138V139H161ZM169 138V139H170ZM174 138H176V139H174ZM9 139V140H8ZM83 139V140H82ZM91 139H89V140H91ZM128 139V140H127ZM132 140V141H130V140ZM173 139V140H172ZM14 140H16V141H14ZM57 140V139H56ZM60 140H57L58 142H61ZM160 140H156V142L158 141H160ZM177 140V141H176ZM14 141V142H13ZM30 141V140H29ZM29 141H28V143H29ZM32 141H33V138H32V140H31V144H33L32 143ZM176 141V142H175ZM201 141H203V143L201 142ZM27 142V141H26ZM57 142V143H58ZM121 142H123L122 144H121ZM128 142V143H127ZM170 142V143H171ZM11 143H12V145H11ZM24 143H25V141H24ZM38 143V142H37ZM43 143V142H42ZM110 143L111 142H108L107 143V145L109 144L110 145ZM202 143V144H201ZM26 144V143H25ZM131 146H130V145ZM197 144V145H196ZM199 144V145H198ZM42 146V144H40L39 143V145L37 144V146ZM108 145V146H109ZM125 145H127V146H125ZM129 145V146H128ZM135 145V146H134ZM171 147H170V146ZM196 145V146H195ZM10 146V147H9ZM114 146V145H113ZM128 149H127V148ZM169 147V148H168ZM202 148V149H200L199 150V148ZM10 148V149H9ZM13 148H15V150L13 149ZM41 148H43V147H41ZM126 148V149H125ZM166 148L168 149V150H166ZM194 148V149H193ZM232 148H234V149H232ZM236 148V149H235ZM8 151H7V150ZM189 149H191L190 151H189ZM118 151H119V149H117ZM120 150V151H121ZM125 150V151H124ZM131 150V149H130ZM131 150V151H132ZM194 151V152H193ZM47 152V153H46ZM129 152V151H128ZM166 152V153H165ZM187 152L188 153H190V155H188L187 154ZM199 152H200V154H199ZM46 153V154H45ZM145 153H147V152H145ZM143 154L142 156L144 157V159H145V157H146V159L148 160V157H150L149 158V164H152V162L153 161H151V163H150V160H152V156H147L148 154L150 155V153L148 152V154L146 155V154ZM192 153V154H191ZM43 154H44V156H43ZM49 155V156H46L45 157V155ZM65 154V153H64ZM170 154H172L171 156H170ZM14 155V156H13ZM15 155H16V157H15ZM43 157H42V156ZM55 155H57L58 157H56ZM68 155V154H67ZM70 155V154H69ZM196 156V157H195ZM13 157H15L14 158V160H15V163L16 162H18L19 160H21L20 162H18V163H16L17 164V169L15 170V164H13L12 165V162L11 161H13ZM17 157H20V158H17ZM41 157H42V160L43 161H41ZM140 157V156H139ZM139 157H138V161H137V157L136 158H133L134 159V164H133V162H131L132 163V165H135V167L136 168H138V163L140 164V163H142L141 162V159H143L142 157L140 158V160H139ZM167 157V159H169ZM188 158V160H187V158ZM197 157H199V158H197ZM58 158V159H57ZM17 159V160H16ZM45 159V160H44ZM53 159V160H52ZM143 159V160H144ZM180 159V160H181ZM197 159L200 161H198L197 162ZM48 160V161H47ZM53 161V162H55L56 161V163H55V165L53 164V162L52 163H50V161ZM147 160H145L146 162H145V164H144V161H143V163H142V165L144 166V165H147V167L149 168L150 166H148L149 164H146L147 163ZM4 161V162H3ZM38 161L39 162H41L42 163V165H41V163H38ZM45 161H47L46 163H45ZM58 161V162H57ZM135 161H137V162H135ZM167 161H169V163H170V159L169 160H166V163H167ZM187 163H186V162ZM197 163H196V162ZM172 162H174V161H172ZM171 162V163H172ZM180 162V161H179ZM194 162V163H193ZM4 163V164H3ZM27 163H29V164H27ZM31 163V164H30ZM37 163V164H36ZM188 164L189 166H188V168H187V166H186V164ZM198 164L199 166L201 165L202 167V172L201 171H198V172H194L193 173V170L194 171H197V169H191L190 171L188 170L190 167L192 168V167H195V168H197L196 166H194V164ZM199 163H201V164H199ZM38 164H40V166H42V167H44V169L41 167V169L39 170V171H45V173H44V171H43V173H41V175L43 176L44 174H45V176H43V178L45 177L47 180L49 179L50 180V182L52 183V184H49L50 182H49V180L48 181H46V183H45V181H44V179L43 180H40V179H38V180H40V181H37V183H39V182H41V181H43L42 182V184L44 183V185H42L41 183H40V187L41 186H45V187H41V188H43V189H38L39 188V185L37 184H35V181H36V179H34V177L35 178H37L38 177V175H36V174H34V172L36 173V168L38 167L37 165ZM46 164V165H45ZM48 164V165H47ZM50 164H52V166L50 165ZM154 164H155V166H154ZM179 164V163H178ZM195 164V165H196ZM2 165V166H1ZM24 165H28L27 167L28 168H30L29 169V171L30 172H32L34 175H32V173H31V175H29V177H28V175H27V173H26V175L25 174H23L24 173V170H23V168H22V166L24 167ZM43 165H45V166H43ZM60 165V164H59ZM141 164L139 165V167L141 168V166H142ZM197 165V166H198ZM6 167V169H5V167ZM12 166H14V168L12 167ZM39 166V167H40ZM154 166V167H153ZM26 167V168H27ZM48 168L49 170L48 171H46V168ZM51 167V168H50ZM145 167V166H144ZM160 167V166H159ZM20 168V169H19ZM34 168H35V171H34ZM53 168V169H52ZM140 168H138V170L137 171H144V172H146V173H148V174H150L151 176L152 175H155V172H156V174L160 171V173H158L161 177L162 176H164L165 174L166 175H169V174H167V172H165L164 171V169L166 168L167 169V167H164V168H162L161 170H160V168H158V169H155V168H157V164L156 163H154L153 162V165H152V168H151V171H150V169L148 170V168H144L143 169V167H142V169L143 170H141ZM168 168H169V166H168ZM178 168V169H179ZM200 167H199V169H201ZM206 168V170L207 171H211V173L210 172H206V171H204L203 169H205ZM43 169V170H42ZM55 169V170H54ZM155 169V170H154ZM198 169V170H199ZM148 172H147V171ZM1 171H0V175L2 176V173H1ZM38 170H37V172H39ZM52 171H54L51 175L53 176V178L48 174V173H51ZM165 172V173H162V172ZM183 171H184V168H183ZM182 171V172H183ZM48 172V173H47ZM149 172H151V173H149ZM190 172H192L193 173V175H194V177L196 176V174L199 176V174H202L203 172H206V173H209V175L210 174H212V178L213 179H211V177H209V175L208 174H206V175H208V179H205L204 177L206 176H204V177H200L199 176V178H201V179H197V177H196V181L198 180L199 182L197 183L196 181H195V178L194 179H192L191 180V178H193L191 175V177H189V173ZM201 172V173H200ZM215 172V173H214ZM40 173H39V175H40ZM98 173H100V171L98 172ZM97 173V174H98ZM186 173H188V175L186 174ZM214 173V174H213ZM216 173H217V175H216ZM47 174H48V176H47ZM54 174V175H53ZM116 174L117 175H119V173H117L116 172ZM147 174V175H148ZM24 175H25V177L27 176V181H28V183L31 185H28L27 183H26V178L24 179L23 177H24ZM149 175V176H150ZM184 175V176H185ZM204 175V173L202 174V176ZM214 175H216V176H214ZM30 176L32 177V180H31V178H30ZM59 176V177H58ZM148 176V177H149ZM3 177V176H2ZM15 177H17V182L16 183H14V181H15ZM20 177H22L23 178V181L25 182H23L22 183V180H19V179H22V178H20ZM48 177V178H47ZM51 177V178H50ZM166 177V176H165ZM188 177L190 178L189 180L191 181V185L189 184V182H188V184H187V181H188ZM207 177V176H206ZM19 178V179H18ZM30 178V179H29ZM204 178V179H203ZM210 178V179H209ZM11 179V180H10ZM12 179H14V180H12ZM54 179H56V180H54ZM147 180H148V178H146ZM145 179V181H147ZM3 180V181H2ZM33 180H35L34 182H33ZM53 180V181H52ZM150 180V179H149ZM151 180H152V178H151ZM150 180V181H151ZM194 180V181H193ZM8 181V182H7ZM145 181H144V186H147L148 184H150V181H148L149 183L148 184H146L145 183ZM186 181V182H185ZM260 181H261V183H260ZM32 182L35 184V185H33L32 184ZM49 182V183H48ZM58 182V183H57ZM192 183H193V187H196V185L197 186H199V189L197 190V192H195L194 190H196V189H194L193 190V192H192V194L190 193L191 192V190L189 191L188 190V185H190V189H191V186H192ZM197 183V184H196ZM14 184V185H13ZM17 184V185H16ZM58 184V185H57ZM152 184V183H151ZM194 184H195V186H194ZM198 184H200V185H198ZM47 185V186H46ZM50 185H51V187H50ZM33 186V187H32ZM53 186V189H50V190H52V191H54V192H52V193H59V191H58V188H55ZM152 186H153V184H152ZM151 186V187H152ZM182 186H184V187H182ZM201 186V187H200ZM19 187L21 188V190H20V192H19ZM15 188V187H14ZM157 188V187H156ZM198 188V187H197ZM228 188V189H227ZM237 188V192L238 191H241L240 192V195H238L239 193H236V192H234V191H236V190H234V189H236ZM0 189V196L2 197L3 196V194H4V192H3V190H1ZM13 189V188H12ZM55 189H56V191H55ZM147 189H148V187H147ZM153 188H151V190H152ZM155 189V188H154ZM182 189V190H181ZM262 189V190H261ZM39 190V191H38ZM143 190V189H142ZM184 190V193L183 192H181V191H183ZM130 191V190H129ZM141 191V190H140ZM149 191V190H148ZM152 191H154L155 192V190H152ZM161 191H163V193L164 194H167L168 195V192H167V190H166V188H165V190L163 189V190H161ZM161 191H159L158 190V192H160V195H161V197H160V195L159 194H157L156 196H158V197H156L157 198V200H160V202L161 201H164L165 199H167L168 197L166 196L165 197V195H163V193L161 194ZM165 191H166V193H165ZM232 191V192H231ZM8 192V193H7ZM34 192H37V193H34ZM50 193H51V191H49ZM49 192H47L46 193V195H49L50 196V193ZM154 192H153V194H154ZM157 192V193H158ZM218 194V196H216L217 194ZM34 193V195L36 196H34L33 197V194ZM49 193V194H48ZM129 193V194H128ZM146 193V195H147V197H149V198H147V197H145V198H147L146 200H150V199H152V197L150 198V193H148L147 194V192H144V194ZM213 193V194H212ZM221 193H223L222 195H221ZM244 195H243V194ZM4 194V195H5ZM15 194H18L17 196L15 195ZM25 194H27V196H25ZM29 194V195H28ZM30 194L32 195V196H30ZM40 194V193H39ZM127 194L128 195H130L131 194V191L130 192H127ZM134 192H132V194L131 195H133V197L131 196V197H129V198H127V199H129V201H130V199L132 198H134L135 197V200H137V201H135L134 199V202L131 200V203H134V204H132V206H133V209H136V207L138 208V209H136V210H139V212H143L141 215L143 216V218H145V220L143 221L142 219L143 218H141L142 216L140 215V214H138V213H136L135 215H136V217H135V219H138V217L139 218H141L140 219V221H139V219L137 220V221H139L138 223L137 222H135V223H137V225L139 226L138 228L139 229H137V230H139V231H144V230H141V229H145V231L143 232V234H142V236H143V238H144V241H145V239H147L148 238V236L150 237V235L155 231L154 229H158V230H156L155 231V233H153L152 234V237H156L157 239L159 238H162L163 239V241H169V240H171L172 239V232L174 231V229L172 228V227H174L173 225L171 226V231L169 230V228L168 227H170V226H165L164 225V228L163 227H157V225L155 226V225H153L154 224V222H151L152 221V219L154 220V217L156 218V217H158V215L160 214V212L162 211V213L159 215V217L160 216H162V215H166L167 214V212L169 211L168 209L170 208H167V204L165 205V202L166 203H168L167 201H164V202H162V203H157L156 205H155V213L156 214H153L154 212L151 210V211H149V209L147 208L148 206H149V204H148V206L145 208L144 207V205H145V201H144V194L142 195H140V193H138L141 197H140V203H139V198H138V196L135 194V196H134ZM214 194H216V195H214ZM235 194L236 195H238L239 197H237L236 198V196H235ZM8 195V196H7ZM52 195V194H51ZM54 195V194H53ZM145 195V196H146ZM181 195H182V197L183 198H181ZM211 195H213V197L211 196ZM219 195H220V197H219ZM16 196V197H15ZM18 196V197H19ZM125 196H127V195H125ZM153 196V195H152ZM230 196V197H229ZM240 196H242V199H241V197ZM54 196H52L50 199H49V202H52V201H50L52 198H53ZM204 199H203V198ZM212 197V198H211ZM217 197V198H216ZM235 197V198H234ZM4 197H2L1 199H3ZM4 198V199H5ZM11 198V199H10ZM14 198V199H13ZM126 198V197H125ZM142 198V199H141ZM154 198V197H153ZM179 198H181V199H179ZM232 198V199H231ZM238 198H239V200H238ZM0 199V200H1ZM13 199V200H12ZM54 199V198H53ZM52 199V200H53ZM194 199H196V203H194L195 201H194ZM203 199V200H202ZM213 199V201H211ZM216 199V200H215ZM237 199V201H238V203H236L234 200H236ZM141 200H143V202H141ZM200 200V201H199ZM230 200H232V201H230ZM254 200V201H253ZM262 200V199H261ZM7 201V200H6ZM7 201V202H8ZM108 201H110V200H108ZM182 201V200H181ZM192 201V202H191ZM209 201H211V202H209ZM253 201V202H252ZM35 202V201H34ZM112 202H114V201H112ZM111 201L110 202H106L105 203V209H107V211L108 210H111V209H109L110 208V206H112V208H116L117 206L114 204V203H112ZM138 202V203H137ZM214 203V206H213V203ZM42 203H44V202H42ZM42 203H40V204H42ZM109 203H110V206H109ZM135 203H136V205H135ZM142 203H144L142 206L143 207H141L140 205H137V204H142ZM210 203V204H209ZM215 203H217V206H215ZM49 206V207H51V206H53V205H50V204H48L47 202L45 203V204H42V205H39L38 207H40V208H42L43 207V205H45L46 207H48L47 205ZM112 204H114V206L115 207H113V205ZM159 204V205H158ZM192 204H194V205H192ZM222 204V205H221ZM162 205V206H161ZM201 205V206H200ZM258 205V206H257ZM44 206V207H45ZM136 206V207H135ZM146 206V205H145ZM153 206H154V204H153ZM158 206H161V207H158ZM164 206H166V207H164ZM169 206V205H168ZM191 206H189L190 208H192ZM262 207L263 206V208H261L262 209V211H261V209L259 210L258 208L259 207ZM107 207V208H106ZM140 207V208H139ZM150 207V206H149ZM157 207V208H156ZM189 207H188V209H189ZM258 207V208H257ZM39 208V210L37 209V212L39 211V213L40 212H42L41 213V215H42V217L41 218H43L44 217V215H45V213H46V209H50V208H43V210H44V212H43V210L42 209H40ZM118 208V207H117ZM142 208V209H141ZM166 208V209H165ZM141 209V210H140ZM144 209V210H143ZM158 209H159V211H158ZM162 209V210H161ZM256 209H258V210H256ZM58 210V209H57ZM57 210L55 211V212H57ZM113 210V209H112ZM135 210V211H136ZM143 210V211H142ZM164 210H166V211H164ZM172 210V209H171ZM28 211V210H27ZM27 211H24V212H26L27 213ZM31 211H34V212H32L33 214H34V217H33V214L32 213H30ZM31 211H29V213H27V214H29V216L27 217V214L25 213V216H24V213L23 212H21V213H19V217L21 216V217H23L24 216V218L25 217H27L28 219H29V221H28V219L27 218H25V220H26V223H27V221H28V223H27V226H28V228L30 227V229L32 228V229H34L33 231H34V235L35 236H33V240L36 242L35 243V245H40V243H42V239H41V235H40V238H38V234H39V232H40V230L41 229H44V233H50V235L52 236V238H54V243H51V246L53 247L52 248V252H54L55 253V256H53L51 253V255L52 256H50L49 254V257H47L45 254H41L40 256H41V258H42V260H43V262L45 263V264H74L73 263V261L75 260L76 261V259H74L75 257L73 256V260L72 261H70V259H72V253L70 252L72 249H71V247H72V242L69 244V242H68V240H67V242H63L62 241V235L60 234V232H57L56 230V234L55 233H53V232H55V231H53V227L52 226H50V225H47L46 223H43L42 221H41V219H38V220H34V218H36V216L35 215H37L38 214V216H41L39 213H37L35 210H31ZM48 211H50V210H48ZM51 211H52V209H51ZM198 211V212H199ZM35 212H36V214H35ZM64 212V211H63ZM138 212V211H137ZM144 212H149L148 213V215L149 216H146V213L144 214ZM153 212V213H152ZM173 212V213H172ZM171 213H170V215L172 216L174 213H176L175 211H172ZM210 213H211V215H210ZM31 214V215H30ZM58 214V213H57ZM138 214V215H137ZM144 214V215H143ZM61 215H63V214H61ZM141 217H140V216ZM150 215H153V216H151V218H150ZM176 216H177V214H175ZM175 215H173L172 217H175ZM200 215V216H199ZM247 215H248V217H247ZM37 216V218H40V217H38ZM46 216V215H45ZM146 216V217H145ZM178 216H179V214H178ZM178 216H177V220H178ZM190 216V215H189ZM189 216H187V218H189ZM209 216V217H208ZM218 216H220V219L218 218ZM19 217H18V219L17 220H19ZM31 217H33V220H31L32 218ZM147 217H148V219H147ZM180 217H182V215H180L179 216V219H180ZM202 217V218H201ZM214 217V219H212ZM216 217V218H215ZM200 219L201 218V220H200V222H199V220L198 219ZM203 218H204V220L206 221V222H204L203 223ZM147 219V220H146ZM176 219V218H175ZM209 219H211L212 221L210 222V220ZM218 219V222H215L216 220ZM231 219V220H232ZM31 220V221H30ZM193 220H195V219H193ZM215 220V221H214ZM250 220H252L251 222H250ZM37 221V222H36ZM40 221L43 223V224H41L40 223ZM135 221V220H134ZM148 221V223L150 222L151 223V227H153V228H151V227H149L148 225H145L146 224V222ZM208 221V222H207ZM214 221V222H213ZM201 222L203 223L202 224V226H201ZM31 223H33V225H31ZM39 223V224H38ZM134 223V224H135ZM144 223V224H143ZM205 223H206V225H205ZM214 223V224H213ZM215 223H216V225H215ZM217 223H218V225H217ZM44 224H45V226H44ZM155 224H156V221H155ZM176 224H179V222H177ZM38 225H42V226H44V227H42L41 226V228L38 226ZM128 227H130V225H132V224H130V223H128ZM140 225L142 226V228L140 229ZM145 225V226H144ZM150 225V224H149ZM175 225V224H174ZM204 225V226H203ZM212 225H214L215 227L217 226V228H215L214 226H212ZM144 226V227H143ZM149 228H148V227ZM205 226H206V228H209V231H211L210 233H209V231L205 228ZM246 226V225H245ZM261 226V227H260ZM46 227H47V229H46ZM156 227V228H155ZM203 227V228H202ZM214 228L213 230L214 231H212L211 230V228ZM161 228V229H160ZM36 229V230H35ZM148 229V230H147ZM151 229V231H149ZM177 229L179 230V228L177 227ZM215 229H218L217 231L215 230ZM256 229H258V230H256ZM261 229V231H259ZM153 230V231H152ZM161 230H163V231H161ZM204 230V231H203ZM32 231V232H33ZM39 231V232H38ZM43 231V230H42ZM40 232V233H43V232ZM240 231V232H239ZM258 231V232H257ZM141 232V233H142ZM147 232H150V234H148ZM213 232V233H212ZM214 232H215V234L217 235V237H214V238H212L211 236H214L215 234H214ZM38 233V234H37ZM140 233V234H141ZM145 233H147L146 235H147V237L145 236ZM258 233V234H257ZM55 234V235H54ZM167 234V235H166ZM209 234H211L210 235V237H209ZM214 234V235H213ZM241 234V235H240ZM61 235V236H60ZM201 235V234H200ZM37 236V237H36ZM145 236V237H144ZM248 237V238H249ZM169 240H168V239ZM217 238H219V240L217 241L216 239ZM38 239V240H37ZM63 239H64V237H63ZM150 238H148L147 240H149ZM161 239V240H162ZM203 239V240H202ZM227 239H229V243H228V245H227V242H228V240ZM239 239V240H238ZM40 240V241H39ZM57 240V241H56ZM65 240V241H66ZM224 240H226V242H224ZM238 241H241V242H238ZM55 242H56V244H55ZM60 242V243H59ZM146 242V241H145ZM165 242V243H166ZM230 242H231V244H230ZM249 242V241H248ZM64 243V244H63ZM168 243V242H167ZM213 243V245L214 246H216V247H219L217 244L215 245ZM225 243V244H224ZM43 244H45L44 243V241H43V243L41 244L42 246H43ZM68 244V245H67ZM200 244H201V246L203 247H201L200 248ZM233 244V245H232ZM40 245V247H42ZM55 245H59L58 247L57 246H55ZM62 245V246H61ZM65 245L67 246V247H65ZM212 245V242H211V246H213ZM234 245V246H235ZM51 246H49L50 248H51ZM55 246V247H54ZM199 246V247H198ZM223 246V247H224ZM70 247V248H69ZM164 247L165 246H161V247H158L157 248V251H159V254H158V256H161V258L163 257L164 258V260L166 259L165 257V255L164 254H166V252H165V250L166 249H164ZM27 248V247H26ZM28 249V248H27ZM56 249H57V251H56ZM69 249V250H68ZM215 249V250H214ZM198 250V251H197ZM220 250V249H219ZM67 251H69V253H67ZM73 251V250H72ZM223 251V250H222ZM28 252V251H27ZM33 252H35V250L33 249ZM32 252V250L30 251L29 250V257H30V259L28 258V262L30 263V264H36V263H34L35 261H37V262H39L38 261V259L37 260H35V258H36V256H34V254L35 253H33ZM165 252V253H164ZM224 252V251H223ZM53 253V254H54ZM66 253L67 254H70L71 255V257H68V256H70V255H66ZM74 253V252H73ZM112 253H115L114 252V250L112 251ZM111 253V254H112ZM212 253V254H211ZM222 254V253H221ZM224 254V253H223ZM238 254V253H237ZM237 254H235V259L237 260V261H235L236 262V264H237V262H240V256L239 255H237ZM26 255V254H25ZM74 255V254H73ZM260 255V256H259ZM27 256V255H26ZM165 256V257H164ZM35 257V258H34ZM115 257V256H114ZM220 257H222L221 259H220ZM49 258V259H48ZM52 260H51V259ZM67 258H69V259H67ZM162 258V259H163ZM225 258V259H224ZM190 259V260H189ZM227 259V260H226ZM68 260V261H67ZM217 260V261H218ZM239 260V261H238ZM26 261V262H27ZM188 261H189V263H188ZM195 261V262H194ZM28 262H27V264H28ZM69 262V263H68ZM187 262V263H186ZM193 262V263H192ZM230 262V263H229ZM252 262V261H251ZM260 262H262V263H260ZM241 263H242V261H241ZM215 264V263H214ZM244 264V263H243ZM264 264V263H263Z\"/></svg>", "mask_w": 264, "mask_h": 264}, {"label": "bare ground", "instance_id": "2", "mask_svg": "<svg viewBox=\"0 0 264 264\" xmlns=\"http://www.w3.org/2000/svg\"><path fill=\"white\" fill-rule=\"evenodd\" d=\"M26 0H24V2H25ZM31 1V0H30ZM30 1H28V3L30 2ZM33 1V0H32ZM36 1V0H35ZM39 1V0H38ZM42 1V0H41ZM116 1V0H115ZM128 2V4H126L125 2ZM133 0H131V2H130V0H121V3H124V6H126L127 5V8L128 9H130V8H132V9H130V10H128L126 7H123V9L124 8H126V11H127V13H129L130 14V12H131V10L132 11H134L135 9V6H133V5H136V6H138V7H136V11L137 12H139L140 10H142L141 8L143 7L142 5H141V8L139 7L140 5H138L137 4V2H136V4H134L135 2H132ZM137 1H139V0H137ZM151 2H153L152 0H150ZM159 0H157V2H158ZM164 1H167V0H164ZM171 1H173V0H171ZM176 1H178V0H175V1H173V2H175L174 4H176L177 2ZM179 1H181V0H179ZM182 1H184V9L186 8V7H188L187 9L188 10H186V11H184L183 13H184V15L183 16H180V18H181V20H179L180 18L178 17V15H180V11H179V8L180 7H182V5H180L179 3H181V2H179L178 4L180 5V7L177 5V8H176V11H175V9L174 10H172V9H170L168 6L166 7L167 9H169V10H172L173 12H177L178 13V11H179V14L178 15H175L176 13H173V15H175L174 17H178L179 19H178V22H177V24L175 23L176 21H175V19L172 17V21H171V23L169 24L166 20H164V21H166V22H163V21H161V20H163V18L162 19H160L159 18V16L161 17L163 14L160 12V9H159V6H162V5H160V4H158V3H162V2H158V3H156V5H148V7L146 8L145 6H144V11L142 12V16L143 15H146V19H149V18H151V21L153 20L155 23H153L152 25V27L151 26H148V27H146L147 26V23H148V21L149 20H147V22H146V29H143V33H144V31H145V35H142L141 37H140V34H139V37H134V36H136L138 33H134V30H137L136 28L134 29L133 28V32L131 33V35L129 34L128 36H127V34H126V38H127V41L128 40H130V39H128L129 38V36H130V38H131V36H132V39L130 40L131 41V43H129L130 41H126V39L124 38L125 36V34H123V36L124 37H122V39H120L119 38V40L120 41H124L126 44H124V42H123V44L120 42V44H122V45H126V46H123V47H127V43L128 44H130V45H128L129 47H127V48H130V49H132L133 50V54L129 57L128 55H125L126 57H125V59H123L125 62H127V63H125L123 60V63H122V65L123 66H125V64H126V66H128V65H130V68L129 69H127V67H126V69H127V71H126V74H125V76H124V74H123V77H125V81H123V82H125V84L123 85V82H122V78L120 79L119 78V76H118V78L121 80L120 82L122 83V85L124 86V88L122 89V91L121 90H118L119 92L121 91L122 93H118V96H117V94H116V96L117 97H113L112 99V101H110L109 102V100H108V102L110 103V105L112 106L109 110L110 111H112V112H109L107 115H109V116H107V115H105L106 113L104 112V111H102L103 113L102 114H100V116L102 117V115L104 114L105 115V117H106V119L105 118H103V120L105 119V121H104V123H103V125L104 124H106V125H104V126H102L101 125V127H100V131L99 132H96V131H98V130H95V128L93 129V127H92V131H95L96 133H97V135H95L94 136V132L93 133H90L91 134V136L93 137L94 136V141H92V139L90 138V136L89 137H87L88 135H86V138H85V134H84V136H83V139H84V141H83V144L81 143L80 144V142L78 143L77 141H79L80 139L78 138L79 137V135H77L76 133L77 132H79V133H81L83 130H81V132L80 131H77V129H76V133H75V135H73L74 137L76 136L77 138H78V140H76L77 138H71L72 136H69V135H71V134H69L68 136H67V134L65 135V133H67V132H69V131H73V117H70V116H72V115H70V114H68L70 111V109L68 110L69 112H66L65 110H63L62 112L64 113V112H66L65 113V116L63 115V113L61 114L60 113V115H63L64 117H66V114H68L67 115V119H65V121L66 122H68V125L66 126V122H65V126L66 127H68L67 129H69V130H66V127H65V130H66V132H65V130H63L64 129V127H63V129H62V127L60 126V124H64V122H61L62 121V119H63V116L59 119V117H58V115H56L57 116V118H56V116H55V118H54V124H55V130H56V132L57 131H59V133L61 132V131H63L62 133H63V135L65 136V137H62V133H60L59 135H56V132L55 133H53V127L54 126H52L51 127V125H50V128H51V133H52V139H50L49 137L51 136V133H49L50 134V136H48L47 138L46 137H44V139H43V135H41L42 133H43V130L41 129V128H44V127H41L40 129H39V126H38V123H44V121H43V119H42V121L43 122H41V116H39L38 117V115H37V117L39 118L38 119V121H37V117L36 118H33L32 117V115L30 116V119H31V121L29 120V118L27 119V120H23V119H17L18 117L17 116H19L20 117V115L23 113L24 115H25V112H26V109H27V107H25L24 108V106L26 105H22L23 107L22 108H19V106L21 105V103L23 102V101H25L28 97H25V98H23V96H25V95H23L25 92H24V87L25 86H27L28 84H27V82H29L30 80L31 81H34V79H30V77H28V74H27V80L29 79V81H27L26 80V84L27 85H25V79H24V77H21L20 75H19V78L21 77V78H23V79H21V80H23L22 81V83L25 85H21L22 83H20L19 85H21V86H18L19 88H21L22 90H23V92H22V90L20 91V93H23L22 94V96H21V94H20V96L22 97V100H21V98L19 99V100H21L20 102H18V98H17V96H18V94H17V96H15L16 97V99H15V97H14V99H15V101H17L18 102V104L17 103H15V101H14V99H13V96L15 95H13L12 96V99H13V101H14V104H13V101L12 100H9V101H11V103H12V105H14V106H12V108L11 109H13V112L15 111V110H17V111H21V114L19 115L18 113V115L16 114V117H15V114H13V113H10V110H9V112H8V107L11 105L10 104V102H9V106H6L8 103H6V105H4L5 103H3V105H1L2 103V100H3V98L2 97H4V96H2V97H0V98H2V99H0V105H1V107H0V117H2L3 118V121L1 122V124H0V128L2 129H0V131H6L7 132V130H8V128H10V127H12L11 125H16V129H14V130H16V133H14V135H12V136H15L16 134L17 135H19V136H17L16 135V138H17V142H15V144H14V147L16 148V152L19 154V156H21V157H23V158H29V159H31V161L33 160L34 162H37V160H40V157H39V155H40V153H41V151H43L44 150V152L45 151H47V152H49V151H51L52 153H49V155H50V159H51V156L53 155V154H59L58 156H59V160H60V163H57L58 164V168L56 169V171H55V175H56V173L58 174V175H60V177H59V179H61L62 177L61 176H63L64 175V177L62 178V180H60V181H58L59 182V187H55L53 184H55V183H51L50 182V180H49V184H52V187H51V185H50V189H53V186L55 187V188H58V191H59V193H52V192H54V191H52V190H50V189H48V187H47V189L44 191V189L43 188H41V187H45V186H41L40 187V183L42 184V182L43 181H41V182H39V183H37V181H40V180H43L44 179V181L46 180V181H48L45 177L43 178V176H45V174L42 176L41 175V173H43V169H44V167H42V166H40V164H38L37 166V170L39 171L40 169H41V167L43 168L42 170L43 171H39V172H37V170H36V173L34 172V174H36V175H38V177L37 178H35L34 177V179H36V181L35 180H33V182L35 181V184L37 185H39V188L38 189H43V191L42 190H38L39 192L37 193V192H34V193H37L38 194V197L36 198V199H34V201L32 202V200H30L32 197H30L29 199H27V200H25V199H22V200H18V198L19 199H21L22 197H20L19 195H21V193L22 192H20V190H21V188L19 187V192L20 193H18V191H16L17 189H16V186L14 185V187L11 185V183H12V181H9V183L7 184L6 182H4V185H6L7 184V187L9 186V185H11L12 186V188H11V190L12 191H14L15 189V191L19 194H15L16 196V198H15V201H16V199H17V201L18 202H13V203H9V197L8 198H5L6 197V194H5V191L3 190V189H5L4 187H2V189L1 190H3V192H4V194H3V196L2 197H4L3 199H1L2 197L0 196V264H27V260H28V258L30 259V257L28 256L29 255V250L31 251L32 250V252H33V249L35 250V252H33V253H35L34 254V256H36V258H35V260H37L38 259V261L39 262H37V261H35L34 263H36V264H45L44 262H43V260H42V258H41V254H45L47 257H49V255L50 256H55V253L54 252H52L53 250H52V246H51V243H54V238H52V236L50 235V233L48 234V233H44V229H41L40 230V232L42 231L43 233H40L39 231V234H38V238H40V235H41V239L44 241V243L45 244H43V246L41 245L42 243H43V241H42V243H40V245L42 246V247H40V245H35V241L33 240V236H35L34 235V229H30V227L28 228V226H27V223H28V221H29V219L27 218L28 216H29V214H27V213H29V211H31V210H35L36 212H37V209L39 210V208L41 207H38L39 205H42V204H45L46 202L48 203V204H50V205H53V206H51V207H49L47 204V206L48 207H46L45 205H43V207L42 208H40V209H42L43 210V208H50V209H46V213H45V215H44V217L43 218H41L42 217V215H41V213L42 212H40L39 213V211L37 212V213H39L41 216H38V214L37 215H35L36 216V218H34V220L36 219V220H38V219H41V221L43 222V223H46L47 225H50V226H52L53 227V231H57V232H60V234L62 235H60L61 237H62V241L63 242H67V240H68V242H69V244L72 242V247H71V249L73 250H71L70 252L72 253L71 255H72V259H70V261H72L73 260V256L75 257L74 259H76V261L74 260L73 261V263L74 264H185V258L188 256V254L190 253V251L194 248L195 249V245H196V243L197 242H200L201 240L199 239V237H201L202 238V233H200L198 236H197V231H199L201 228H199L200 226H199V224H198V221L196 220V218H193V219H195V220H193V219H190V217L191 216H194V215H196L197 213H199L200 215H201V213H200V211H201V208L202 207H207L208 205H205V206H203V204L202 203H204L205 201H207L208 199L206 198L207 196H205L204 198H205V201L204 202H198V203H200L201 205H202V207H200V211H199V208H197L198 206H199V204H197L198 206L196 207V204H195V208H193V206H191L190 204V197H192L193 196V198H195V196L199 193V192H201V191H199L198 193H193V195H191L190 197H188L189 196V194H187L186 192V187H187V185H185V187L184 186H182V187H184L185 189V194H183V197L185 198H189V200L188 199H186L187 200V202L188 203H190V204H187V202L186 201H184L183 199V197H182V195H181V198H183V199H181V198H179V199H181V200H177V198L178 197H180V196H178V195H176V193H177V191H176V189H178V188H180L179 186H181V185H184L185 183H183V178L184 177H186V175L184 174V172H186L187 170L185 169V167H183L184 168V171H183V168H182V166H180V168H179V166L177 167V165H180V163H183L182 162V159L180 160L179 158L177 159V160H179V161H176V160H172V161H174V162H172L171 161V159L173 158V157H171V158H169L168 156V158L170 159V163H169V161H167V163H166V160H169V159H167V157L166 158H164L165 159V162H164V160H162L163 159V157H162V155L161 154H163L164 156L166 155V154H164V151L162 152L161 150H164L165 149V147H167L168 145V142H169V144L171 145V144H173L172 142H171V138H172V136H171V138L170 137H168L167 136V133L165 132V134H166V136L167 137H165L162 141L160 140V139H158L159 137H157V139L156 140H160L159 142L157 141L156 142V140H154L153 141V143H149L148 141H149V137H147V133L146 132H148L149 134H151L150 132H153L154 130H155V133H156V130H158L160 127L162 128V125H160V123L161 122H159V120L158 119H160L158 116H161V115H158L156 118L154 117V119H152L153 117H151V114L152 113H156V111H158L160 108L159 107H161V106H163V104L165 105L164 107H165V111L164 112H166V114L168 113V116H169V118H170V124H172L171 123V119L172 120H174V121H172L173 123H175V127H176V131H180V133H184V132H186V129H187V127H188V125H190L189 123H192V122H186L187 121V118L185 119V118H183V117H181V115H180V117H179V114H181L182 112V110L180 111V113H178V114H176L177 113V110L179 111L180 110V108L178 109L177 108V110H174V108L175 107H173V105L174 104H177L176 102H174L175 101V99H171V101H170V94H171V92L170 91H167V90H169V89H171V87H172V89H175V88H173V86H171V87H169V89H167L168 88V86L165 88L164 87V84H162L163 82H162V80L164 81V80H167L168 81V79L169 80H171V77L173 78V76H174V79L176 78H178L177 79V81H175V82H178V80H180L179 79V77L180 76H182L183 77V73H184V71H188V69L187 68H183L184 66H186L184 63L185 62H187V61H189V56L190 55H192V54H190V53H193V55H194V52H195V50L194 51H192V52H190L191 50H193V49H199V47L200 46H202L203 47V45H205L206 44V42H213V43H211L212 45H211V47L212 46H214V48H215V45H214V41H213V39L215 38V35L218 37V35H217V33H213L214 34V38L209 34V32L207 31V32H204V31H202L201 29H197L198 27H196V26H194V28H195V30L197 29V31H195L196 32V36H194L192 39L191 38H189V39H185L184 37V39L182 38V36L179 38V40H180V42L182 43L183 42V40L185 41H187L188 43L185 45V48H186V50L184 49V47L182 46V44L181 45H179L178 46V44L177 43H175V36H177L179 33L180 34H182L181 33V31L179 32V28H183V25H182V27H179L181 24L179 23L180 21L182 22L183 20V18L185 19V21H184V23L183 24H186L187 22V24L189 25V21H191V22H193V23H195V22H197L199 19L200 20H202V19H204L205 17H203L202 19H201V17L202 16H204L205 14V11L207 10V11H212L213 9H214V7H213V0H182ZM218 1V3H220L219 2V0H217ZM216 0H215V3L217 2ZM228 1H230V0H228ZM236 1V0H235ZM238 1V0H237ZM251 2V4H249L250 2ZM253 1V2H252ZM248 0V4L249 5H251V6H253V5H255V4H253V3H255L254 2V0ZM257 2L259 1V0H256ZM5 0H0V6H4L5 5ZM8 2V1H7ZM7 2H6V4H7ZM27 2V1H26ZM37 2V1H36ZM110 2V1H109ZM118 2V1H117ZM145 2H146V0H145ZM144 2V3H145ZM168 2H169V0H168ZM240 4H241V2H245V1H238ZM246 2H247V0H246ZM3 3H4V5H3ZM12 2L10 1V4H11ZM27 3V4H28ZM45 3V2H44ZM114 3V2H113ZM144 3H142V4H144ZM155 3V2H154ZM167 3V2H166ZM214 3V4H215ZM231 3V2H230ZM230 3H228L229 5H230ZM235 3V2H234ZM238 3V5H240ZM9 4V3H8ZM25 4V3H24ZM36 4V3H35ZM104 4V3H103ZM126 4V5H125ZM140 4V3H139ZM149 4H151L150 2H149ZM153 4V3H152ZM171 4V3H170ZM182 4H183V2H182ZM212 4V8H211V5ZM217 4V3H216ZM221 4V3H220ZM220 4H218V5H220ZM224 4V3H223ZM236 4V3H235ZM32 5V4H31ZM33 5H34V3H33ZM67 5V4H66ZM114 5V4H113ZM118 5H119V3H118ZM144 5H147V4H144ZM167 5H169V3H167ZM228 5V6H229ZM6 6H8V5H6ZM172 6V5H171ZM222 6V5H221ZM223 6H225V5H223ZM227 6V5H226ZM233 6V5H232ZM232 6H231V8H232ZM236 6H237V4H236ZM245 6L247 7L248 5H247V3H245ZM9 7V6H8ZM7 7V8H8ZM102 7H103V5H102ZM134 7V8H133ZM215 7H218V6H215ZM235 7V6H234ZM243 7V6H242ZM249 7V6H248ZM254 7V6H253ZM67 8V7H66ZM122 8V7H121ZM163 7H161V9H162ZM165 8V9H166ZM183 8V7H182ZM226 8V7H225ZM229 8V7H228ZM244 8V7H243ZM242 8V9H243ZM250 8V7H249ZM106 8L104 7V10H105ZM122 9V10H123ZM134 9V10H133ZM178 9V10H177ZM219 9V8H218ZM224 9V8H223ZM235 9V8H234ZM238 9V8H237ZM241 9V10H242ZM254 8H250L249 10H251V12H253V11H256V9H254ZM2 10V9H1ZM12 10V9H11ZM121 10V11H122ZM139 10V11H138ZM168 10V11H169ZM226 10V9H225ZM224 10V11H225ZM232 10H233V8H232ZM239 10H240V8H239ZM4 11V10H3ZM69 11V10H68ZM135 11V12H136ZM158 11V12H157ZM182 11V10H181ZM188 11V12H187ZM215 11L216 10H213L212 12H211V14L213 13V14H215ZM218 11V10H217ZM216 11V12H217ZM230 11V10H229ZM237 11V10H236ZM235 11V12H236ZM135 12H133V14L135 13ZM159 12L162 14H160L159 15ZM165 12V11H164ZM163 12V13H164ZM187 12V13H186ZM234 12V11H233ZM238 12V11H237ZM241 12V11H240ZM239 12V13H240ZM3 13V12H2ZM68 13V12H67ZM119 13V12H118ZM117 13V14H118ZM126 13V12H125ZM132 13V12H131ZM140 13V12H139ZM145 13V14H144ZM148 15H147V14ZM150 13H152L151 15H150ZM182 13V12H181ZM186 13V14H185ZM228 13V12H227ZM230 13H232L231 11H230ZM249 13H250V11H249ZM255 13H257V11L255 12ZM254 12H253V14H255ZM15 14V13H14ZM136 14V13H135ZM138 14V13H137ZM141 14V13H140ZM211 14H209V16H211ZM217 14H219L218 12H217ZM216 14V15H217ZM237 14V13H236ZM243 14V13H242ZM248 14V12L247 13H245V15H247ZM4 15V14H3ZM2 15V16H3ZM5 15H8V13L7 14H5ZM10 15V14H9ZM11 15H13V13L11 14ZM150 15V16H149ZM156 15H158V18H155V16ZM215 15V16H216ZM234 15V14H233ZM126 16V15H125ZM149 16V18H147ZM154 16V18H152ZM219 16V15H218ZM221 16H222V14H221ZM237 16H239V15H237ZM240 16H241V14H240ZM248 16V15H247ZM254 16V15H253ZM257 16H259V15H257ZM145 17V16H144ZM226 17V16H225ZM230 17V16H229ZM228 17V18H229ZM243 17V16H242ZM242 17L240 18V20H242L241 22H244V21H246V22H244L243 24H240V23H238V20H239V18H236V20H237V23L236 24H240V25H238V27L237 28H235V26L232 24V26H234V28H235V30L232 28V29H230L231 27L230 26H228V24H230L231 25V23L230 22H233V21H230V22H228V21H226L225 22V20H224V24L223 25H225L226 23H228V24H226V27H229V30H232L231 31V35H230V37H229V39H227L226 41H227V43H230V44H228V46L229 45H231L232 47H234L235 49H234V52H235V54H233L231 51H230V54L232 55L231 57V59L230 58H228L229 60H230V62L229 63H232V62H234L233 63V65L235 64H237L236 65V67L239 65L240 67H242V68H239V71L240 72H244V73H241V75L243 76V74H244V76L245 77H242L243 78V80L245 81V79L247 80V83H248V86H251L252 84H251V82H253V81H251V80H254V82H255V85H254V87L255 88H253V89H256L257 88V86L258 87H260L259 86V84H260V82L258 83V85H256L257 83L256 82H258V81H260L258 78H260L261 79V76H262V79L264 78V74L263 75H261L260 77H258V78H256L257 77V75H256V71L258 72V70H260L259 69V67H260V65L263 63V65H264V62H262V60H264V44L262 45L261 43H259V44H261L260 45V50L258 51L257 49H255V48H253V47H251L252 49H253V51L251 50V48H249V46H250V44H252V40H253V38H259V39H254V40H260L259 42H261V40H262V43H263V40H264V28H262L263 26H261L260 24L262 23V22H254L255 20H258L259 21V18L258 19H254V21H253V19H251L253 22H250L249 20L250 19H248L247 17L245 18V17H243L245 20L243 21V19H242ZM249 17V16H248ZM260 17V16H259ZM5 18V17H4ZM222 18V17H221ZM5 19H7V18H5ZM14 19V18H13ZM142 19V18H141ZM144 19V18H143ZM165 19V18H164ZM205 19H208V18H205ZM212 19V18H211ZM211 19H209V21L211 22H213L214 20V18L211 20ZM218 19H220V17L219 18H217V20ZM248 19V20H247ZM16 20V19H15ZM171 20V19H170ZM176 20H177V18H176ZM199 20V21H200ZM235 20V19H234ZM235 20V21H236ZM262 20V19H261ZM260 20V21H261ZM6 21V20H5ZM12 21V20H11ZM73 21V20H72ZM7 22V21H6ZM5 22V23H6ZM17 22H18V20H17ZM122 22H124V23H126L127 21L125 20V21H122ZM122 22H120V23H122ZM150 22V21H149ZM170 22V21H169ZM186 22V23H185ZM203 24H205V25H208V22H207V20L206 21H201ZM209 22V23H210ZM219 22V21H218ZM240 22V21H239ZM23 23V22H22ZM21 23V24H22ZM145 23V22H144ZM167 23V24H166ZM202 23H201V25H202ZM215 22H213L212 23V25L214 24ZM217 23V22H216ZM70 24V23H69ZM150 24V23H149ZM197 24H200V22L198 23L197 22ZM219 24V26L220 25H222V23L220 24V23H218ZM235 24V23H234ZM258 24H259V26H258ZM264 24V23H263ZM262 24V25H263ZM22 25H24V23L22 24ZM119 26H121L120 24H118ZM123 26H124V24H122ZM188 25H185L186 26V28H187V26ZM195 25H196V23H195ZM216 24H214V26H215ZM13 26H14V22H13ZM13 26H12V28L11 29H13L14 30V28H13ZM16 26V25H15ZM26 26V25H25ZM25 26H23V27H25ZM71 26V25H70ZM72 26H74L73 24H72ZM77 26V25H76ZM128 26V25H127ZM192 26V27H193ZM200 26V25H199ZM213 26V27H214ZM217 26V25H216ZM215 26V27H216ZM240 26V27H239ZM23 27H22V29H23ZM131 28L133 27V26H130ZM203 27V26H202ZM206 27V26H205ZM208 27V26H207ZM206 27V28H207ZM209 27H211V26H209ZM208 27V28H209ZM214 27V28H215ZM16 28V27H15ZM19 28H20V26H19ZM26 28V27H25ZM130 28V29H131ZM152 28V29H151ZM186 28H184V29H186ZM194 28H192V30L194 29ZM208 28L207 29H205V31L206 30H208ZM214 28H213V30H214ZM220 28V27H219ZM219 28H218V31H219ZM16 29H18V28H16ZM38 29V28H37ZM40 29V28H39ZM47 29H48V27H47ZM59 29V28H58ZM62 29V28H61ZM60 29V30H61ZM129 29V28H128ZM184 29H182V30H184ZM216 29V28H215ZM49 30V29H48ZM69 30V29H68ZM140 31L142 30V29H139ZM187 30V29H186ZM211 30V29H210ZM212 30V31H213ZM226 30H227V28H226ZM223 31L224 33L226 32V33H228V31L229 30H227V31ZM11 30H9V32H10ZM24 31H26L25 29H24ZM23 31V32H24ZM28 31V30H27ZM41 31H43V30H41ZM45 31H46V29H45ZM44 31V32H45ZM52 31V30H51ZM57 31V30H56ZM71 31H73V29L71 30ZM119 31H120V29H119ZM122 31V30H121ZM132 31V30H131ZM147 31V32H146ZM217 31V30H216ZM15 32H18V31H15ZM130 32V31H129ZM137 32V31H136ZM167 32V33H166ZM183 32V31H182ZM185 32V31H184ZM183 32V34H185ZM214 32V31H213ZM222 32V33H223ZM230 32V31H229ZM25 33V32H24ZM30 33V32H29ZM122 33V32H121ZM121 33H119L120 35H121ZM124 33V32H123ZM125 33H127V32H125ZM139 33H141V32H139ZM142 33V34H143ZM221 32H219V34H220ZM247 33H248V36H247ZM13 34H14V32H13ZM20 34V33H19ZM26 34V33H25ZM45 34H46V32H45ZM179 34V35H180ZM12 35V34H11ZM18 35V34H17ZM24 34H22L21 36H22V38H21V40H17L18 42H20L19 44H18V42L16 41V43H17V45L19 46V45H22L23 44V50H22V52L21 51H19V50H17L19 53L21 52V53H26V54H28L29 53V51L30 52H33L32 53V55L31 54H29L32 58L34 57V56H37V58H38V55H37V53L39 52V51H37L36 52V48H37V46L34 44V46H36V47H32L31 45H33V43L31 44L27 39H29V38H31V37H29L27 34V36L29 37H24L23 36ZM37 35V34H36ZM42 35H44L43 33H42ZM41 35V36H42ZM54 35H55V33H54ZM60 35H62V34H60ZM84 35V34H83ZM134 35V36H133ZM193 35V34H192ZM207 35H209V37L207 36ZM221 35V34H220ZM228 35V36H229ZM15 36V35H14ZM59 36V35H58ZM112 36H114V33L112 34ZM116 36V35H115ZM138 36V35H137ZM145 36V37H144ZM188 36H189V34H188ZM39 37H40V35H39ZM47 37V36H46ZM46 37H45V39H46ZM54 37V36H53ZM71 37V36H70ZM72 37H73V35H72ZM79 37H81V36H79ZM78 37V38H79ZM84 37V36H83ZM87 37V36H86ZM134 37V38H133ZM187 37V36H186ZM210 37H212L213 39H211ZM222 37H223V35H222ZM226 37V36H225ZM19 38V37H18ZM24 38H27L26 39V41H24ZM43 38V37H42ZM57 38V37H56ZM11 39H13V38H11ZM20 39V38H19ZM72 39V38H71ZM74 39V38H73ZM90 39H92V38H90ZM115 39V38H114ZM118 39V38H117ZM125 39V40H124ZM178 39V38H177ZM216 39H218V38H216ZM235 39H236V43H238L237 45H235V44H232V42L234 43V41H235ZM35 40V39H34ZM47 40H49V39H47ZM46 40V41H47ZM60 40V39H59ZM62 40V39H61ZM76 40H79V39H77L76 38ZM81 40H82V38H81ZM85 40V39H84ZM87 40V39H86ZM178 40V41H179ZM189 40V41H188ZM219 40H221V39H219ZM253 40V42H256V41H254ZM22 41V42H21ZM29 42V44H27L28 42ZM31 41V40H30ZM58 41V40H57ZM57 41H56V43H57ZM65 41H66V39H65ZM73 41V40H72ZM89 41V40H88ZM93 41V40H92ZM92 41H90V42H92ZM109 41V40H108ZM107 41V42H108ZM185 41V42H186ZM258 41L256 42L257 44H258ZM39 42V41H38ZM59 42V41H58ZM77 42V41H76ZM113 42V41H112ZM111 42V43H112ZM148 44H147V43ZM176 42H177V40H176ZM15 43V42H14ZM15 43V44H16ZM35 43H36V41H35ZM42 43V42H41ZM44 43H45V40H44ZM74 43V42H73ZM79 43H81V42H78V44ZM88 43V42H87ZM86 43V44H87ZM115 43V42H114ZM227 43H226V45H227ZM255 43V44H256ZM12 44V43H11ZM10 44V45H11ZM31 44V45H30ZM37 44V43H36ZM59 44V43H58ZM70 44V43H69ZM75 44V43H74ZM90 44V43H89ZM108 44V43H107ZM117 44H118V42H117ZM116 44V45H117ZM117 45V47H118V49L120 48V47H122V45ZM176 44V45H175ZM3 45V44H2ZM8 45V44H7ZM64 45H65V43H64ZM67 45V44H66ZM82 45V44H81ZM93 45V44H92ZM132 45V48L130 47ZM209 45V44H208ZM216 45H217V43H216ZM223 45V44H222ZM14 46V45H13ZM12 46V47H13ZM39 46V45H38ZM45 46V45H44ZM43 46V47H44ZM54 46V45H53ZM59 45H57V47H58ZM70 46V45H69ZM72 46V45H71ZM83 46V45H82ZM84 46H86V45H84ZM83 46V47H84ZM95 46V45H94ZM94 46H88L89 48L90 47H94ZM248 46V47H247ZM263 46V47H262ZM5 47V46H4ZM10 47V46H9ZM21 47V46H20ZM62 47V46H61ZM78 47L80 48V45H78ZM77 46L76 47H74V48H78ZM99 47V46H98ZM106 47H107V45H106ZM106 47H103V48H105V50H106ZM110 47H112V46H109V48ZM116 47V48H117ZM183 49H182V48ZM223 47H224V45H223ZM245 48V47H247V48H245V49H242V48ZM15 48V47H14ZM40 48H42V47H40ZM40 48H39V50H40ZM60 48V47H59ZM95 48V47H94ZM93 48V49H94ZM115 48V49H116ZM125 49V48H121V49H123V51H124V49L125 50H130V49ZM180 48L183 50V51H180ZM204 48V47H203ZM212 49L214 52L211 54V49H210V54H211V56L210 57H214V58H221L222 57V59H223V55H225L226 54V52L223 50V52H224V54H223V52H222V48H220V51L222 52V54H220V52H217V53H215V49ZM218 48V47H217ZM216 48V49H217ZM262 48H263V50H262ZM4 49V48H3ZM8 49V48H7ZM16 49H19L18 47L16 48ZM43 49V48H42ZM62 49L64 50V46L62 47ZM73 49V48H72ZM85 49V48H84ZM117 49V50H118ZM149 49V50H148ZM202 49V48H201ZM1 50V49H0ZM45 50H47V49H45ZM76 50V49H75ZM74 49L72 50V51H75ZM78 50V49H77ZM76 50V51H77ZM81 50V49H80ZM79 50V51H80ZM88 50V49H87ZM97 50V49H96ZM101 50V49H100ZM99 50V51H100ZM120 50V49H119ZM230 50V49H229ZM254 50H255V52H254ZM262 50V51H261ZM2 51V50H1ZM7 51V50H6ZM5 51V52H6ZM11 51H12V49H11ZM16 51V50H15ZM44 51V50H43ZM59 51V50H58ZM57 51V52H58ZM76 51L74 52V54L76 53ZM78 51V52H79ZM95 51V50H94ZM101 51H103V50H101ZM108 51V50H107ZM114 51V50H113ZM186 52L185 54H188L187 56H188V58H185V62L184 63H182L183 61H182V59H184V57H183V54L181 53V52ZM219 51V50H218ZM258 53H257V52ZM42 52V51H41ZM52 52V51H51ZM64 52V51H63ZM78 52H77V55H75V56H77L78 57ZM85 52V51H84ZM89 52V51H88ZM91 52V51H90ZM89 52V53H90ZM96 52V51H95ZM104 52V51H103ZM115 52V51H114ZM130 52H131V50H130ZM197 52V51H196ZM195 52V53H196ZM207 52V51H206ZM40 53V52H39ZM44 53V52H43ZM59 53V52H58ZM65 54L67 53V52H64ZM63 53V54H64ZM72 53V52H71ZM79 53H82V55H84L83 54V51L81 52H79ZM99 53V52H98ZM109 53V52H108ZM121 53V56H122V54H126L125 53V51H124V53H122V51L120 52ZM120 53H119V55H120ZM179 53H181L180 54V56H182V57H180V56H177V54H179ZM208 53V52H207ZM220 55H219V54ZM1 54V53H0ZM16 54V53H15ZM23 54H20V55H22V56H19L20 57V60H25V62H21L22 64H20V65H22L21 67L23 68V69H20L21 67L18 65V67H19V69L21 70L19 73L21 74L22 72H24V70L27 68L28 69V67L27 66H25V64H26V62H30L31 61V59L32 58H30V60H29V57L27 58V57H24V55ZM47 54V53H46ZM49 54V53H48ZM56 54V53H55ZM55 54H53V55H55ZM62 54V55H63ZM64 54V55H65ZM86 54V53H85ZM92 54L94 55V53L92 52ZM96 55H97V53H95ZM100 54V53H99ZM106 54V53H105ZM112 54H113V52H112ZM116 54H118V51H117V53ZM185 54H184V56H185ZM190 54V55H189ZM199 54V53H198ZM204 54V53H203ZM217 54V55H216ZM230 54H226L225 56H229ZM11 55V54H10ZM18 55V54H17ZM17 55H15V57L17 56ZM63 55V56H64ZM68 55V54H67ZM96 55H94V56H96ZM101 55V54H100ZM114 55H115V53H114ZM118 55V56H119ZM207 55H209V54H207ZM218 55H219V57H218ZM14 56V55H13ZM26 56V55H25ZM45 56V55H44ZM49 56H50V54H49ZM56 56V55H55ZM66 56V55H65ZM87 56V55H86ZM99 56V55H98ZM110 56V55H109ZM109 56H107L106 57V55H104V57H106V58H108ZM194 56H197V54L196 55H194ZM204 56V55H203ZM202 56V57H203ZM3 57V56H2ZM1 57V58H2ZM4 57H7V56H5V54H4ZM3 57V58H4ZM18 57V58H19ZM39 57H40V55H39ZM43 57V56H42ZM42 57H41V59H42ZM46 57V56H45ZM57 57V56H56ZM70 58H71V56H69ZM68 57V58H69ZM84 57H85V55H84ZM93 57V56H92ZM103 57V58H104ZM127 57H129V58H127ZM198 57V56H197ZM230 57V56H229ZM263 57V58H262ZM10 58H11V56H10ZM17 58V57H16ZM16 59V60H19V59ZM27 58V59H26ZM35 58V57H34ZM33 58V59H34ZM59 58V57H58ZM61 58V57H60ZM67 58V60H66V62L67 61H70V63L72 62L71 61V59H68ZM81 58V55L79 56V59ZM100 58V57H99ZM109 58H111V57H109ZM108 58V59H109ZM122 58H124V57H122ZM121 57H120V59H122ZM182 58V59H181ZM194 58V57H193ZM205 58H207V56L205 57ZM204 58V59H205ZM214 58H211V60L213 61V59ZM224 58H227V57H224ZM261 58H262V60H261ZM13 59H15L14 57H13ZM44 60H45V58H43ZM52 59V58H51ZM50 59V60H51ZM66 59V58H65ZM65 59H63L62 61H63V63H64V61H65ZM74 59V58H73ZM75 59H76V57H75ZM86 59H88V57L86 58ZM85 59V60H86ZM90 59V58H89ZM94 61L96 60V59H98L97 57H96V59H94V58H92ZM101 59H102V57H101ZM107 59V61H104L103 59H102V61H100L102 64H104L105 62L107 63L109 60ZM112 59V61H113V58H111ZM118 59H119V57H118ZM117 60L116 59V62L118 61H121V60ZM191 59H192V57H191ZM195 60H196V58H194ZM200 59V58H199ZM198 59V60H199ZM203 59V58H202ZM204 59H203V61H204ZM209 60H210V58H208ZM208 59H206L207 61H208ZM233 59V61H231ZM16 60H13V61H16ZM35 60V59H34ZM61 60V59H60ZM76 60H78V59H76ZM75 60V61H76ZM81 60H82V58H81ZM81 60L79 61L80 62V64H79V66H80V68L78 69V72L80 73V72H86V71H88L87 69L89 68L88 67V65L89 64H87V66L85 65L86 64V62L87 61H82L81 62ZM115 60V59H114ZM195 60H193V61H195ZM201 60V59H200ZM199 60V61H200ZM210 60V61H211ZM220 60V59H219ZM225 60H227V59H225ZM261 60V61H260ZM8 61V60H7ZM7 61H5V62H7ZM59 61V60H58ZM57 61V64L59 63ZM61 61V62H62ZM88 61H90V60H88ZM93 61V63H91L92 61H90L89 63H91V70H92V66L93 65H95V64H99L98 62H99V60L97 61L96 60V63ZM182 61V62H181ZM191 61V60H190ZM215 61V60H214ZM217 61H218V59H217ZM216 61V62H217ZM224 61V60H223ZM228 61V60H227ZM226 61V62H227ZM0 62H3V61H1L0 60ZM12 62V61H11ZM32 63H33V60L31 61ZM40 62H43V61H40ZM47 62V61H46ZM53 62H54V60H53ZM116 62L114 61L113 63H115V67L117 68V66H116ZM182 63V65L183 66H181V63ZM201 62V61H200ZM226 62H224L225 64H226ZM4 63V62H3ZM3 63H1L0 64V67L1 66H3ZM17 63V62H16ZM52 63V62H51ZM55 63V62H54ZM62 63V64H63ZM74 63V62H73ZM76 63H77V61H76ZM95 63V64H94ZM105 63V64H106ZM111 63V62H110ZM110 63H108V65H107V68L109 67V65H111ZM189 63V62H188ZM191 64H192V61L190 62ZM189 63V64H190ZM194 63H196L197 64V62H194ZM203 63V62H202ZM205 63H208V62H205L204 61V65H205ZM217 63H220V61H218ZM216 63V64H217ZM223 63V64H224ZM17 64H19V62L17 63ZM57 64H55V66L57 65ZM61 64V65H62ZM65 65H66V63H64ZM63 64V65H64ZM93 64V65H92ZM118 64V63H117ZM119 64H121V63H119ZM191 64H190V66H191ZM224 64V65H225ZM5 65V64H4ZM7 65H9V62H8V64ZM13 65V64H12ZM14 65H15V62H14ZM13 65V66H14ZM29 65V64H28ZM36 65V64H35ZM35 65H30L31 66V68L32 69H38V68H41V63L39 64V67H38V63H37V67H35ZM70 66H72L71 64H69ZM68 64H67V66L68 67H70ZM74 65V64H73ZM121 65V66H122ZM193 65V64H192ZM203 65V66H204ZM207 65V64H206ZM205 65V66H206ZM220 65H222V64H220ZM232 65V64H231ZM6 66V65H5ZM16 66V65H15ZM67 66L65 67V68H67ZM90 66V65H89ZM98 66H100V65H98ZM102 66V65H101ZM105 66V65H104ZM123 66H122V68H123ZM194 66H199V65H194ZM201 66V65H200ZM209 66V65H208ZM213 66V65H212ZM227 66H228V64H227ZM257 66H259L258 68H257ZM8 67V66H7ZM6 67V68H7ZM17 67V66H16ZM18 67L17 68H15V70L16 71H19L18 70ZM34 67V68H33ZM44 67V66H43ZM42 67V68H43ZM94 67V66H93ZM95 67H97L96 65H95ZM112 67V66H111ZM120 67V66H119ZM129 67V66H128ZM183 69H182V68ZM202 67V66H201ZM201 67H200V69H201ZM225 67V66H224ZM228 67H231L232 68V66H228ZM234 67V66H233ZM236 67H234L235 69H237ZM262 67V69L264 68V66H261ZM71 68V67H70ZM75 68V67H74ZM98 69H97V71L99 70V67H97ZM101 68V67H100ZM104 68H106V66L104 67ZM106 68V69H107ZM203 68V67H202ZM206 68H208V67H205V69ZM227 68V67H226ZM233 68V70H235ZM14 70V68H12L11 67V70ZM26 69V70H27ZM32 69H29V71L30 70H32ZM44 69V68H43ZM56 69V68H55ZM61 69V68H60ZM59 69V70H60ZM72 69V68H71ZM71 69H69V70H71ZM90 69H89V71H90ZM103 69V68H102ZM241 69V70H240ZM254 69V70H253ZM256 69V70H255ZM258 69V70H257ZM3 70H4V68H3ZM25 70V71H26ZM54 70V69H53ZM58 70V71H59ZM67 70V69H66ZM65 70V71H66ZM75 70H77V68H75ZM95 70H96V68H95ZM94 69H93V71H95ZM104 71H105V69H103ZM115 70H117V69H115ZM121 70H123V69H121ZM167 70V71H166ZM184 70V71H183ZM203 70V69H202ZM223 71L225 70L226 71V69L224 68V69H222ZM231 70V69H230ZM29 71H28V73H29ZM32 71H34V70H32ZM54 71H56V70H54ZM53 71V72H54ZM61 71V70H60ZM97 71H95L96 73H97ZM100 71V73H104V71H101V70H99ZM173 72V74H172V76H169L170 74V72ZM186 71V72H187ZM228 71V70H227ZM237 71L238 70H236V73H237ZM2 72V71H1ZM13 72H15V71H13ZM27 72V71H26ZM37 72V71H36ZM34 73V74H32V72L30 71V73L33 75V77L34 76H36L35 74H37V73ZM44 72V71H43ZM57 72V71H56ZM69 71H67L66 73H64V75L65 74H67ZM76 72V71H75ZM75 72H71L70 74H73V73H75ZM77 72V73H78ZM83 72H82V75H81V73L80 74H76V75H74V76H71L70 78H69V76H68V78H66V80L67 79H70V80H68V81H66V82H69V81H73V85L76 83V81L75 80H73V77L74 78H76L77 77V75H81V78L80 79H82V77L84 76V77H88V74L90 73H85L84 72V74H83ZM92 72V71H91ZM117 72V71H116ZM171 72V73H172ZM199 72V71H198ZM201 72V71H200ZM203 72V71H202ZM201 72V73H202ZM228 72H230V71H228ZM235 71H232V73H234ZM261 72H262V70H261ZM3 73V72H2ZM10 73V71L8 72V74ZM29 73V74H30ZM42 72H41V70H40V73L39 74H41ZM62 74H63V70H62V72H61ZM99 73V72H98ZM99 73V75H97V76H100L101 74ZM119 73V72H118ZM196 73V72H195ZM255 73V74H254ZM259 73H260V71L258 72V75H259ZM264 73V72H263ZM4 74V73H3ZM2 74V75H3ZM11 74H12V71H11ZM13 74H15V73H13ZM22 74H24L25 75V73H22ZM21 74V75H22ZM43 74V73H42ZM56 74V73H55ZM60 74V73H59ZM87 74V75H86ZM93 74V73H92ZM92 74H89V76L91 75L92 76ZM185 74V73H184ZM197 74V73H196ZM203 74H205V73H203ZM237 74H239V73H237ZM16 75V74H15ZM13 76V79H15L16 80V78H18L17 76ZM31 75V76H32ZM46 75V74H45ZM52 75H54V73L52 74ZM58 75V74H57ZM64 75H59L60 77H59V79L60 78H62V77H66V75L64 76ZM103 75V74H102ZM101 75V76H102ZM225 75V74H224ZM223 75V76H224ZM233 75V74H232ZM234 75H236V74H234ZM4 76H5V74H4ZM6 76H8V75H6ZM44 76V75H43ZM55 76V75H54ZM91 76H90V78H89V80L91 79ZM109 76V75H108ZM112 76H113V74H112ZM185 76V75H184ZM192 76V75H191ZM193 76H195V74L193 75ZM193 76L192 77H190V78H193ZM223 76H221V77H223ZM238 76V75H237ZM2 77V76H1ZM9 77V76H8ZM11 77H12V75H11ZM11 77H9V78H11ZM15 77V78H14ZM38 77V76H37ZM41 77V76H40ZM46 77V76H45ZM49 77H51V83L53 82V84H54V80L55 79H53V77L50 75ZM57 77V76H56ZM93 77V76H92ZM95 77V76H94ZM111 77V76H110ZM186 77V76H185ZM218 77V76H217ZM229 77V76H228ZM238 77H240V76H238ZM237 77V78H238ZM18 78V79H19ZM116 78V77H115ZM118 78H117V80H118ZM184 78V77H183ZM230 78V77H229ZM234 78V77H233ZM236 78V77H235ZM236 78V79H237ZM2 79V78H1ZM0 79V80H1ZM4 79H5V77H4ZM12 79V81H14ZM17 79V80H18ZM50 79V78H49ZM53 79V80H52ZM83 79H85V78H83ZM113 79V78H112ZM219 79V77L216 79V80H218ZM225 79V78H224ZM232 78H230V80H231ZM241 79V78H240ZM239 79V80H240ZM257 79V80H256ZM8 81H9V79H7ZM16 80V81H17ZM36 80H38L37 78H36ZM35 80V81H36ZM76 80L78 81L79 79H78V77L76 78ZM141 80H143V83H141L142 81ZM184 80V79H183ZM182 80V81H183ZM188 80H189V78H188ZM197 80V79H196ZM233 80V79H232ZM238 80V79H237ZM236 80V81H237ZM8 81H7V83H8ZM20 81V80H19ZM30 81V83H32ZM49 81V80H48ZM55 81H58V80H55ZM63 81V80H62ZM65 81H63V82H65ZM74 81H75V83H74ZM85 81V80H84ZM91 81V80H90ZM119 81V80H118ZM141 81V82H140ZM174 81V80H173ZM172 81V82H173ZM235 81V82H236ZM241 81V80H240ZM244 81H243V83H244ZM262 81H264V80H262ZM18 82V81H17ZM21 82V81H20ZM83 82V81H82ZM112 82V81H111ZM175 82H173L174 84H176ZM180 82V81H179ZM213 82V81H212ZM216 82V81H215ZM218 82V81H217ZM219 82H222V81H219ZM230 82V81H229ZM234 82V81H233ZM234 82V83H235ZM239 82V81H238ZM250 82V83H249ZM253 82V83H254ZM3 83V82H2ZM2 83H0V87L3 85ZM19 83V82H18ZM50 83V82H49ZM57 83H59L60 84V81H58ZM78 83V82H77ZM79 83H80V81H79ZM85 83H87V82H85ZM84 83V84H85ZM107 83V82H106ZM110 83V82H109ZM115 83V82H114ZM141 83V84H140ZM145 83V84H144ZM164 83H165V81H164ZM168 83H169V81H168ZM168 83H167V85H168ZM237 83V82H236ZM10 84V83H9ZM62 84V83H61ZM65 84V83H64ZM69 84H71L70 82H69ZM68 83H67V86L69 85ZM81 84V83H80ZM83 84V83H82ZM100 84V83H99ZM111 84V83H110ZM118 84V83H117ZM143 84V85H142ZM173 84V85H174ZM241 84V83H240ZM245 84V83H244ZM244 84H242V85H244ZM249 84H251V85H249ZM263 84V83H262ZM6 85L7 84H5V87H6ZM63 85V84H62ZM96 86H97V83L95 84ZM101 85V84H100ZM103 85H105V84H103ZM109 85V84H108ZM119 85V84H118ZM166 85V84H165ZM181 85V84H180ZM179 85V86H180ZM232 86H234L235 84H231ZM241 85V86H242ZM11 86V85H10ZM64 86V85H63ZM66 86V85H65ZM65 86H64V88H65ZM79 86V85H78ZM92 86V85H91ZM120 86H121V84H120ZM177 86H178V84H177ZM186 87H187V85H185ZM236 86V85H235ZM240 86V85H239ZM13 87V86H12ZM17 87V86H16ZM29 87V86H28ZM55 87V86H54ZM85 87V86H84ZM90 87V86H89ZM103 87V86H102ZM107 87V86H106ZM114 87V86H113ZM139 87H141V88H139ZM174 87H176V86H174ZM263 87H264V84H263ZM57 87H55V89H56ZM63 88V89H64ZM66 88H68V87H66ZM79 87H77V89H78ZM80 88H82V87H80ZM86 88V87H85ZM116 88V87H115ZM120 88V87H119ZM239 88V87H238ZM243 87H241L240 89H242ZM244 88H246V87H244ZM243 88V89H244ZM249 88V87H248ZM251 88H252V86H251ZM10 89V88H9ZM9 89L8 90H6V88H4V86L2 87V89L0 88V95H4L5 93H8V91H9ZM14 89H15V85H14ZM59 89H60V87H59ZM62 89V88H61ZM70 89V87L68 88V90H66V92L68 93V91L69 92H71V89ZM73 89V88H72ZM75 89V88H74ZM73 89V90H74ZM99 88L97 87V90H98ZM104 89V88H103ZM136 89H137V93H136ZM165 89H167L166 91L169 93V94H167V92H163V91H165ZM172 89H171V91H172ZM252 89V90H253ZM12 90V89H11ZM26 90H28V89H26ZM58 90V89H57ZM65 90V89H64ZM83 90V89H82ZM92 90V89H91ZM100 90V89H99ZM105 91L106 90H109V88L108 89H104ZM114 90V89H113ZM123 90H125L124 92H123ZM159 91L158 92V94L157 95H155L154 93L152 94V92L153 91ZM185 90V89H184ZM247 90H249V89H247ZM251 90V89H250ZM251 90V91H252ZM261 90H264V89H262L261 88ZM53 91V90H52ZM55 91V90H54ZM75 91V90H74ZM77 91H79V89L77 90ZM104 91V92H105ZM116 91V90H115ZM114 91V92H115ZM156 91V92H157ZM173 91H176V90H173ZM182 91V90H181ZM181 91H179V92H181ZM244 91H246V90H244ZM256 91H258V90H256ZM11 92V91H10ZM9 92V93H10ZM30 92V91H29ZM32 92V91H31ZM34 92V91H33ZM90 92H92V91H90ZM96 92H98V91H96ZM95 92V93H96ZM107 93H108V91H106ZM112 93H114L113 91H111ZM117 92V91H116ZM179 92H178V94H176V96L175 95H173L174 93L172 92V95H171V98L173 97V96H175V98L177 97L178 98V95H179ZM243 92V91H242ZM259 92H260V90H259ZM9 93L8 94H6V96L7 97H4V98H6V99H8V96H10L9 95ZM15 93V92H14ZM27 93V92H26ZM25 93V94H26ZM35 93V92H34ZM57 93V92H56ZM72 94H73V91L71 92ZM106 93V94H107ZM110 93V92H109ZM111 93V94H112ZM182 93V92H181ZM180 93V94H181ZM246 93V92H245ZM244 93V94H245ZM248 93V92H247ZM253 93H256L255 92V90L253 91ZM11 94V93H10ZM33 94V93H32ZM31 94V95H32ZM58 94V93H57ZM70 94V93H69ZM76 94V93H75ZM260 94V93H259ZM258 94V95H259ZM30 95V94H29ZM30 95V96H31ZM64 95V94H63ZM68 95V94H67ZM85 95V94H84ZM95 95V94H94ZM182 96L183 95H185L184 94V92H183V94H181ZM181 95H179V98L178 99H182V96ZM246 95H248V94H246ZM19 96V97H20ZM27 96V95H26ZM29 96V97H30ZM79 95H77L76 97H78ZM90 96V95H89ZM96 96H98V95H96ZM96 96H94V97H96ZM105 96V95H104ZM261 97L262 96H264V94L263 95H260ZM53 97V96H52ZM93 97V94H92V96H91V98ZM99 97V96H98ZM103 97V96H102ZM159 97V98H158ZM161 97V98H160ZM186 97H188L189 98V96L187 95ZM10 98V97H9ZM33 99H36V100H39L38 99V96L36 97V98H34V97H32ZM55 98V97H54ZM58 98V97H57ZM73 98H75V97H73ZM80 98V97H79ZM78 98V99H79ZM88 98V97H87ZM107 98H108V96H107ZM156 98H157V100H156ZM6 99H4V101L3 102H5V100ZM11 99V98H10ZM25 99V100H24ZM31 99V98H30ZM53 99V98H52ZM56 99V98H55ZM77 99V100H78ZM96 99L97 98H95V101H96ZM99 99V98H98ZM101 99V98H100ZM109 99V98H108ZM111 99V98H110ZM158 99H159V101H158ZM183 99L185 100L186 98H184L183 97ZM261 99V98H260ZM29 99H27V101H25L26 103L27 102H30V104L32 103L31 102V100H29ZM43 100H45V99H43ZM81 100H82V98H81ZM93 100V99H92ZM102 100V99H101ZM105 100V99H104ZM156 100V101H155ZM174 100V101H173ZM177 100V99H176ZM187 101H188V99H186ZM40 101V100H39ZM46 101V100H45ZM45 101H40V102H45ZM50 102H51V99L49 100ZM78 101H80V100H78ZM91 101V100H90ZM89 100L87 101V102H90ZM107 101V100H106ZM106 101H104L105 103H106ZM169 101H170V103H169ZM174 102V104H173V102ZM177 101H179V100H177ZM264 101V100H263ZM6 102H8V101H6ZM59 102H60V100H59ZM76 102V101H75ZM83 102V101H82ZM171 102H172V104H171ZM183 102V101H182ZM190 102V101H189ZM37 104H38V102H36ZM35 103V104H36ZM47 103V102H46ZM53 103H55V102H53ZM53 103H50V104H53ZM78 103V102H77ZM80 103V102H79ZM86 103V102H85ZM90 103H92V108H93V105H94V108L97 106H95V104L93 103V102H90ZM96 103V102H95ZM98 103V102H97ZM161 105H160V104ZM187 103V102H186ZM22 104H24V102L22 103ZM28 104V103H27ZM30 104H28L29 105V108L28 109H30ZM36 104V105H37ZM43 105H44V103H42ZM56 104V103H55ZM172 105L171 107L169 106V105ZM182 105L184 104V103H181ZM261 104H263V103H261ZM32 105H34V103L32 104ZM41 105V104H40ZM39 105V106H40ZM83 105V104H82ZM85 105V104H84ZM89 105V104H88ZM105 105V104H104ZM107 105V104H106ZM109 105V106H110ZM179 105V104H178ZM258 105V104H257ZM3 106V107H2ZM7 107V108H4V107ZM27 106V105H26ZM38 106V105H37ZM52 105H50V107H51ZM81 106V105H80ZM90 106V107H91ZM109 106H105L106 108H108ZM155 106H159L158 107V110H157V108H154ZM166 106L167 107H169L168 109L166 108ZM185 107H187V104L186 105H184ZM264 106V105H263ZM14 107V108H13ZM32 108L34 107V106H31ZM47 107H48V105H47ZM47 107L44 109V110H46L47 109ZM57 107H58V103H57ZM89 107V106H88ZM101 107V106H100ZM103 107V109H104V106H102ZM177 107V106H176ZM179 107V106H178ZM2 108V109H1ZM35 108H36V106H35ZM34 108V109H35ZM42 108V107H41ZM40 108V109H41ZM56 108V107H55ZM59 108H60V106H59ZM113 108V109H112ZM189 108V107H188ZM187 108V109H188ZM262 108V107H261ZM15 109V110H14ZM27 109V110H28ZM51 109V108H50ZM54 109V108H53ZM87 109V108H86ZM96 109H97V107H96ZM99 110H100V108H98ZM161 109H163V107H161ZM160 109V110H161ZM263 109H264V107H263ZM23 110H25V111H23ZM36 110H38V109H36ZM42 110V109H41ZM89 110V109H88ZM92 110V109H91ZM101 110H102V108H101ZM108 110V109H107ZM227 110H229V109H227ZM231 110V109H230ZM16 111V112H17ZM28 111H30V113H32V111H33V109H32V111L31 110H28ZM49 111V110H48ZM56 111V110H55ZM55 111H54V113H55ZM188 111V110H187ZM233 111V110H232ZM235 111V110H234ZM34 112H35V110L33 111V113L32 114H34ZM37 112V111H36ZM51 112H52V110H51ZM95 112V111H94ZM97 112V111H96ZM95 112V114H98V113H96ZM99 112V111H98ZM227 112H229V111H227ZM27 113V112H26ZM30 113H29V115H30ZM38 113V112H37ZM41 113H43L44 114V112H41ZM41 113H39V115L41 114ZM54 113L52 114V116L54 115ZM158 113V112H157ZM163 113V112H162ZM231 113V112H230ZM235 113V112H234ZM22 114V115H23ZM94 114V115H95ZM159 114V113H158ZM164 115V119L163 120H165V122H166V118H165V116H167V115ZM46 115H47V112H46ZM49 115V114H48ZM136 115V116H135ZM224 116L226 115V114H223ZM222 115V116H223ZM6 117V122L4 121V118ZM27 116V115H26ZM44 115H42V117H43ZM135 118H134V117ZM229 116V115H228ZM262 116V119H263V115H261ZM29 117V116H28ZM69 117V118H68ZM163 117V116H162ZM230 117V116H229ZM229 117H228V119H229ZM241 117V116H240ZM22 118H24L23 116H22ZM71 118H73L72 120V122L71 123H73V124H71L70 123V121H71ZM96 118V117H95ZM130 118V119H129ZM134 118V120L135 119H137L139 122H140V124H139V122L137 123L136 122V120L134 121V120H132ZM223 118V117H222ZM238 118V117H237ZM242 118V121H244L243 120V118H244V116L243 117H241ZM241 118H238L239 119V121H238V123H234L235 125H237L238 126V124H239V122H241L240 120H241ZM246 118H247V116H246ZM26 119V118H25ZM34 119H36V121L34 120ZM51 119H53V118H51ZM50 119V120H51ZM57 119H59V120H57ZM129 119V120H128ZM184 119L186 120V121H184ZM227 119V118H226ZM235 119V118H234ZM233 119V120H234ZM7 120L9 121V122H7ZM28 120L30 121V122H28ZM61 120V121H60ZM94 120V119H93ZM100 120H102V119H100ZM100 120H98V122H100ZM102 120V121H103ZM133 122H136L137 123V129H136V127L134 128V126H135V123H134V126H133V128L131 129L130 127V129H131V131H130V134L132 135V136H130V138H133L132 140H134V141H132V140H130V141H132V142H130L131 144H133L134 142H136V148H134V150H132V148H130L127 152L125 151V152H122V150H121V148L123 149V146L124 145H122V147L121 148H116V147H119L120 145H119V141H120V139H122V137L121 136H123L122 135V133L124 132V135L125 134H128V130L126 131V126H128V125H131L132 126V123H131V121ZM161 120V119H160ZM168 120V119H167ZM220 120V119H219ZM222 120H224V119H222ZM232 120V121H233ZM261 120V119H260ZM27 121V122H26ZM97 121V120H96ZM162 121V120H161ZM192 121V120H191ZM217 121V120H216ZM263 121V120H262ZM3 122H5V123H3ZM38 122V123H37ZM53 122V121H52ZM51 122V123H52ZM97 122V123H98ZM169 122V121H168ZM218 122V121H217ZM226 122H228V121H225V123ZM234 122H236V121H234ZM7 123H10V124H8L7 125ZM13 123V124H12ZM60 123V124H59ZM69 123H70V128H71V126H72V130H70V128H69ZM146 123V124H145ZM188 123V124H187ZM219 123V122H218ZM225 123H224V121H223V123H221L222 125H225ZM232 123V122H231ZM230 123V124H231ZM262 123V122H261ZM35 124H37V126H38V128L37 129H39V131L38 130H36V126L34 127V125ZM53 124V123H52ZM62 124V125H63ZM78 123H76V124H74V127L77 125ZM100 124H102V123H100ZM139 124V125H138ZM215 124V123H214ZM228 123H226V125H227ZM230 124H228V125H230ZM40 126H41V124H39ZM81 125V124H80ZM91 125H93V124H91ZM166 125L167 126H169V123H166ZM174 124H172L171 125V127L169 126V128L171 129V130H173V132L175 131L174 129H173V126ZM225 125V127H227ZM240 125V124H239ZM264 125V124H263ZM9 126V127H8ZM83 126H84V124H83ZM89 128H91L90 127V123H89ZM95 126H97V125H95ZM141 126H145V128L143 127V128H141ZM164 126V125H163ZM173 126V127H172ZM216 126H218V125H216ZM215 126V127H216ZM231 126V125H230ZM237 126H235V127H237ZM82 127V126H81ZM86 127V126H85ZM99 127V124H98V126H97V128ZM102 127H106L104 130H101V129H103ZM224 127V126H223ZM33 128H34V130L35 131H33ZM87 128V127H86ZM88 128V129H89ZM141 128V129H140ZM168 128V127H167ZM229 128V127H228ZM232 128H234V127H232L231 126V130H232ZM260 128H262V125L260 126ZM11 129H13V128H11ZM10 129V130H11ZM99 129V128H98ZM150 129H153L152 131H150ZM169 129V130H170ZM230 129V128H229ZM229 129H227L226 128V131H228ZM9 130V131H10ZM160 130V129H159ZM162 130V129H161ZM160 130V131H161ZM164 130V129H163ZM162 130V131H163ZM168 130V131H169ZM223 131L225 130V129H222ZM40 133L41 132V134H40V136H42V140L43 141H37V140H39V136H38V138L37 139H35V136L37 137V133L38 132ZM88 131V130H87ZM92 131H90V132H92ZM101 131H104V132H101ZM160 131H158V132H160ZM165 131H166V128H165ZM217 131H218V129H217ZM226 131H225V133H226ZM11 132H12V130H11ZM14 132V131H13ZM12 132V133H13ZM125 132H127V133H125ZM173 132H172V134H173ZM222 132V131H221ZM11 133V134H12ZM39 133H38V135H39ZM78 133V134H79ZM95 133V134H96ZM98 133L100 134V135H98ZM154 133V132H153ZM162 133V132H161ZM169 133H170V131H169ZM178 133V132H177ZM264 133V132H263ZM8 134V133H7ZM53 134H55V136H57V138L55 137L54 139H53ZM57 134H58V132H57ZM74 134V133H73ZM93 134V135H92ZM160 134V133H159ZM158 134V135H159ZM164 134V135H165ZM171 134V133H170ZM169 134V135H170ZM176 134V133H175ZM222 134V133H221ZM5 135V134H4ZM45 135H47L46 134V132H45ZM44 135V136H45ZM81 135V134H80ZM153 135H155V134H153ZM163 135V134H162ZM179 135H181V134H179ZM217 135H219L218 134V132H217ZM7 136H9V134L7 135ZM7 136H5L6 138H7ZM11 136V135H10ZM11 136V139H13V137ZM62 137V139L60 140V137ZM149 136V135H148ZM174 136V135H173ZM177 135H175V137H176ZM220 136V135H219ZM81 137V136H80ZM121 137V138H120ZM125 136H123V138H124ZM162 138H163V136H161ZM32 138H33V141H32V143L33 144H31V140H32ZM125 138H129V135H128V137L126 136ZM155 138V137H154ZM161 138V139H162ZM170 138V139H169ZM178 138H180V137H178ZM15 139V138H14ZM60 140L61 142H58L57 140ZM82 139V140H83ZM89 139H91V140H89ZM151 139V138H150ZM153 139V138H152ZM174 139H176V138H174ZM9 140V139H8ZM30 140V141H29ZM40 140H41V138H40ZM128 140V139H127ZM173 140V139H172ZM14 141H16V140H14ZM13 141V142H14ZM24 141H25V143H24ZM27 141V142H26ZM28 141H29V143H28ZM122 141H123V139H122ZM177 141V140H176ZM175 141V142H176ZM38 142V143H37ZM43 142V143H42ZM58 142V143H57ZM108 142H111L110 143V145L108 146L107 145V143ZM124 142V141H123ZM123 142H121V144L123 143ZM171 142V143H170ZM202 143H203V141H201ZM39 143L40 144H42V146L40 145V146H37V144L39 145ZM117 143H118V145L119 146H115V144L117 145ZM128 143V142H127ZM201 143V144H202ZM11 145H12V143H11ZM114 145V146H113ZM130 145V144H129ZM128 145V146H129ZM134 145V146H135ZM169 145V146H170ZM197 145V144H196ZM195 145V146H196ZM199 145V144H198ZM125 146H127V145H125ZM131 146V145H130ZM10 147V146H9ZM41 147H43V148H41ZM171 147V146H170ZM15 148H13L14 150H15ZM127 148V147H126ZM125 148V149H126ZM169 148V147H168ZM10 149V148H9ZM39 149H42L41 151H39ZM117 149H119V151L117 150ZM128 149V148H127ZM194 149V148H193ZM200 149H202L201 147L199 148V150ZM232 149H234V148H232ZM236 149V148H235ZM7 150V149H6ZM121 150V151H120ZM166 150H168L167 148H166ZM191 149H189V151H190ZM8 151V150H7ZM201 151V150H200ZM40 152V153H39ZM46 152V153H47ZM145 152H147V153H145ZM148 152L150 153V155L148 154ZM194 152V151H193ZM45 153V154H46ZM65 153V154H64ZM148 154L147 156H152V160H150V163H151V161H153L154 163H156L157 164V168H155V169H158V168H160V170L162 169V168H164V167H167V169L165 168L164 169V171L165 172H167V174H169V175H164V176H160L158 173H160V171L156 174V172H155V175H150V174H148V173H146V172H144V171H137L138 170V168H140L139 167V165L141 164L142 165V163H143V161H144V164H145V160H147L146 159V157H145V159H144V157L142 156L143 154ZM166 153V152H165ZM68 154V155H67ZM70 154V155H69ZM187 154L188 155H190V153H188L187 152ZM192 154V153H191ZM199 154H200V152H199ZM48 154L47 155H45V157L46 156H49ZM172 154H170V156H171ZM14 156V155H13ZM42 156V155H41ZM43 156H44V154H43ZM42 156V157H43ZM56 157H58L57 155H55ZM140 156V157H139ZM1 157V156H0ZM15 157H16V155H15ZM15 157H13L12 159H13V161H11L12 162V165L13 164H15V170L17 169V164L16 163H18V162H20L21 160H19L18 162H16L15 163V160H14V158ZM42 157H41V161H43L42 160ZM137 157V158H136ZM138 157H139V160H140V158L142 157L143 159H141V162L142 163H138V168H136L135 167V165H132V163L131 162H133V164H134V159L133 158H136L137 159V161H138ZM196 157V156H195ZM17 158H20V157H17ZM149 158L150 157H148V160H149ZM187 158V157H186ZM189 158V157H188ZM188 158H187V160H188ZM197 158H199V157H197ZM58 159V158H57ZM174 159V158H173ZM190 159V158H189ZM17 160V159H16ZM45 160V159H44ZM53 160V159H52ZM50 161V163H52L53 161ZM147 160V163L146 164H149V161ZM1 161V160H0ZM48 161V160H47ZM47 161H45V163L47 162ZM137 161H135V162H137ZM199 160L197 159V162H198ZM4 162V161H3ZM58 162V161H57ZM153 162H152V164H149L148 166H150L149 168L147 167V165H144L146 168H148V170L150 169V171H151V168H152V165H153ZM172 162V163H171ZM186 162V161H185ZM188 162V161H187ZM186 162V163H187ZM196 162V161H195ZM196 162V163H197ZM200 162V161H199ZM38 163H41V162H39L38 161ZM55 163H56V161L55 162H53V164L55 165ZM179 163V164H178ZM185 163V164H186ZM194 163V162H193ZM195 163V164H196ZM4 164V163H3ZM27 164H29V163H27ZM31 164V163H30ZM37 164V163H36ZM60 164V165H59ZM194 164V166H196L197 168H195V167H190L188 170L190 171L191 169H197V171H194L193 170V173L195 172H198V171H201L202 172V166L200 165H198V164H196L195 165ZM199 164H201V163H199ZM41 165H42V163H41ZM46 165V164H45ZM45 165H43V166H45ZM48 165V164H47ZM51 166H52V164H50ZM198 165V166H197ZM2 166V165H1ZM28 165H24V167L22 166V168H23V170H24V173L23 174H25L26 175V173H27V175H28V177H29V175H31V173L32 172H30L29 171V169L30 168H28L27 167ZM40 166V167H39ZM143 165L141 166V170H143L145 167H144ZM154 166H155V164H154ZM153 166V167H154ZM160 166V167H159ZM168 166H169V168H168ZM183 166H184V163H183ZM186 166H187V168H188V164H186ZM5 167V166H4ZM13 168H14V166H12ZM27 167V168H26ZM53 167V166H52ZM142 167H143V169H142ZM162 167V168H161ZM199 167L201 168V169H199ZM40 168V169H39ZM46 168V167H45ZM51 168V167H50ZM179 168V169H178ZM3 169V168H2ZM1 169V170H2ZM5 169H6V167H5ZM20 169V168H19ZM53 169V168H52ZM137 169V170H136ZM154 169V170H155ZM199 169V170H198ZM0 170V171H1ZM4 170V169H3ZM2 170V171H3ZM49 169L48 168H46V171H48ZM51 170V169H50ZM49 170V171H50ZM55 170V169H54ZM186 170V171H185ZM204 171H206V172H210L211 173V171H207L206 170V168L205 169H203ZM2 171H1V173H2ZM34 171H35V168H34ZM100 171V173H98ZM147 171V170H146ZM183 171V172H182ZM192 171V170H191ZM41 172V173H40ZM54 171H52L51 173H48L52 178H53V176L51 175L52 173H53ZM116 172L117 173H119V175H117L116 174ZM148 172V171H147ZM162 172V171H161ZM165 172H162V173H165ZM200 172V173H201ZM206 172H203L204 173V175L202 176V174H199V176L200 177H204L206 174H208L209 175V173H206ZM39 173H40V175H39ZM44 173H45V171H44ZM63 173V175H61ZM98 173V174H97ZM149 173H151V172H149ZM193 173L192 172H190L189 173V177H193V178H191V180L192 179H194L195 178V181H196V177L198 176L197 174H196V176L194 177V175H193ZM199 173V172H198ZM206 173V174H205ZM215 173V172H214ZM213 173V174H214ZM33 173H32V175H34ZM48 174H47V176H48ZM53 174V175H54ZM148 174V175H147ZM187 175H188V173H186ZM192 174V175H191ZM5 174L4 173H2V176L0 175V179H4V177H6V176H4ZM25 175H24V179L26 178V183L28 184V185H30L29 183H28V179H27V176L25 177ZM31 175V176H32ZM150 175V176H149ZM185 175V176H184ZM191 175V176H190ZM208 175H206L204 178L205 179H208ZM216 175H217V173H216ZM216 175H214V176H216ZM30 176V178H31V180H32V177ZM57 176V175H56ZM149 176V177H148ZM166 176V177H165ZM199 176L197 177V179L199 180V179H201V178H199ZM212 176V174H210L209 175V177H211ZM42 177V178H41ZM50 177V178H51ZM188 177V181H187V184H188V182H189V184L191 183V181L189 180L190 178ZM213 177V176H212ZM211 177V179H213ZM20 178H22V177H20ZM23 178L22 179H19V180H22V183L25 181H23ZM29 178V179H30ZM41 178V179H40ZM48 178V177H47ZM146 178H148V180L146 179ZM151 178H152V180H151ZM203 178V179H204ZM38 179H40V180H38ZM145 179L147 180V181H145ZM151 181H150V180ZM186 179H187V177H186ZM210 179V178H209ZM264 178H262L261 180H263ZM11 180V179H10ZM12 180H14V179H12ZM17 177H15V181H14V183H16L17 181ZM54 180H56V179H54ZM196 181L197 183L200 181ZM3 181V180H2ZM46 181H45V183H46ZM53 181V180H52ZM57 181V180H56ZM144 181H145V183L146 184H148L149 182L148 181H150V184H148L147 186H144L145 184H144ZM194 181V180H193ZM8 182V181H7ZM32 182V184L33 185H35L34 183ZM57 182V183H58ZM186 182V181H185ZM263 182V185L261 184V186H262V189L264 190V180L262 181ZM25 183V182H24ZM153 184V186H152V184ZM196 183V184H197ZM260 183H261V181H260ZM47 184V183H46ZM4 185H2L1 184V186H4ZM17 185V184H16ZM42 185H44V183L42 184ZM58 185V184H57ZM191 185V184H190ZM190 185H188L189 187H188V190L190 191L191 190V194H192V192H193V190L194 189H196V190H194L195 192H197V190L199 189V186H197L196 185V187H193V183H192V186H191V189H190ZM198 185H200V184H198ZM0 186V187H1ZM31 186V185H30ZM47 186V185H46ZM152 186V187H151ZM194 186H195V184H194ZM33 187V186H32ZM147 187H148V189H147ZM157 187V188H156ZM198 187V188H197ZM201 187V186H200ZM151 188H153L152 190H155V192L154 191H152L151 190ZM155 188V189H154ZM165 188H166V190H167V192H168V195L167 194H164L163 193V191H161V190H165ZM143 189V190H142ZM228 189V188H227ZM261 189V190H262ZM5 190H7V189H5ZM131 191V194H132V192H134L136 195L138 194V193H140V195L142 194H144V192H147V194L148 193H150V198L152 197V199H150V200H146L147 198H149V197H147V195H146V193L144 194V198L145 197H147V198H145L144 199V201H145V205H144V207L146 208L147 206H148V204H149V206L147 207L148 209H149V211H151L152 209V211L154 212H152L153 214H156L155 213V205L157 204V203H159L160 202V200H157V198L156 197H158L159 195H160V192H158V190L159 191H161V194L163 193V195H165V197L167 196L168 198L167 199H165L164 201H167L168 203H166L165 202V205L167 206V208H169L168 210V212H167V214L166 215H162V216H160L159 217V215L162 213V211L160 212V214L158 215V217H154V220L152 219V221L151 222H154V224L153 225H157V227L159 226V227H163L164 228V225L165 226H174V227H172L173 229H174V231L172 232L173 234V236H172V239L171 240H169L168 238V240L169 241H163V239L162 238H156V237H152V234L153 233H155V231L156 230H158L156 227V229H154L155 231L150 235V237L148 236V238H150L149 240H147V239H145V241H144V238H143V236H142V234H143V232L145 231V229H141L142 228V226L140 225V229L141 230H144L143 232L142 231H139V230H137V229H139L138 227V225H137V223L140 221V219L141 218H143V216L141 215L142 213L141 212H139V210H136V209H138L136 206V209H133V206H132V204H134V203H131V200L134 202V200H135V197L132 199H130V201H129V199H127V198H129V197H133V195H128L127 194V192H130ZM141 190V191H140ZM149 190V191H148ZM182 190V189H181ZM184 190L183 191H181V192H183L184 193ZM234 190H236V191H234V192H236V193H239L238 195H240V192L241 191H238L237 192V188L236 189H234ZM7 191H9V190H7ZM15 191H14V193H15ZM22 191V190H21ZM49 191H51V193L49 192ZM55 191H56V189H55ZM47 192H49L50 193V196L49 195H46V193ZM153 192H154V194H153ZM158 192V193H157ZM232 192V191H231ZM264 192V191H263ZM8 193V192H7ZM34 193L32 194L33 195V197L35 196L34 195ZM40 193V194H39ZM48 193V194H49ZM165 193H166V191H165ZM216 193V192H215ZM218 193V192H217ZM216 193V194H217ZM52 194V195H51ZM54 194V195H53ZM135 194H134V196H135ZM157 194H159L158 196H156ZM194 194H196L195 196H194ZM200 194V193H199ZM198 194V195H199ZM203 193H201L200 195H202ZM213 194V193H212ZM216 194H214V195H216ZM223 193H221V195H222ZM243 194V193H242ZM29 195V194H28ZM31 194H30V196H32ZM125 195H127V196H125ZM139 195V194H138ZM137 195V196H138ZM138 196V198H139V203H140V197L141 196ZM146 195V196H145ZM149 195V194H148ZM153 195V196H152ZM186 195H188V196H186ZM199 195V196H200ZM238 195H236L235 194V196H236V198L237 197H239ZM244 195V194H243ZM8 196V195H7ZM22 196V195H21ZM25 196H27V194H25ZM37 196V195H36ZM35 196V197H36ZM52 196H54L50 201H52V202H49V199L52 197ZM156 196V197H155ZM199 196H196L197 198L196 199H198V198H200V200H201V197H199ZM202 196H204V195H202ZM212 197H213V195H211ZM216 196H218V194L216 195ZM223 196V195H222ZM126 197V198H125ZM154 197V198H153ZM160 197H161V195H160ZM211 197V198H212ZM219 197H220V195H219ZM230 197V196H229ZM241 197V199H242V196H240ZM159 198V197H158ZM203 198V197H202ZM203 198V199H204ZM217 198V197H216ZM235 198V197H234ZM11 199V198H10ZM14 199V198H13ZM12 199V200H13ZM142 199V198H141ZM196 199H194V203H196ZM202 199V200H203ZM232 199V198H231ZM262 199V200H261ZM261 199L260 198H258V200H260V201H257V200H255V202L254 203H256L257 204V202H258V205H260L261 204V202H263V206H264V195H263V198H262V196H261ZM8 202H7V201ZM108 200H110L111 202L112 201H114V202H112V203H114L117 207L116 208H112V206H110V203H109V206H110V208L109 209H111V210H108L107 211V209H105L104 207V205H105V203L106 202H110V201H108ZM199 200V201H200ZM216 200V199H215ZM238 200H239V198H238ZM135 201H137V200H135ZM164 201H161L160 203H162V202H164ZM211 201H213V199L211 200ZM211 201H209V202H211ZM230 201H232V200H230ZM236 203H238V201H237V199L236 200H234ZM254 201V200H253ZM252 201V202H253ZM42 202H44V203H42ZM141 202H143V200H141ZM192 202V201H191ZM40 203H42V204H40ZM138 203V202H137ZM159 203V204H160ZM213 203V202H212ZM260 203V204H259ZM114 204H112L113 205V207H115L114 206ZM144 203H142V204H137V205H140L141 207H143L142 205H143ZM153 204H154V206H153ZM158 204V205H159ZM205 204V203H204ZM210 204V203H209ZM135 205H136V203H135ZM169 205V206H168ZM192 205H194V204H192ZM200 205V206H201ZM222 205V204H221ZM257 205V206H258ZM262 205V204H261ZM45 206V207H44ZM162 206V205H161ZM161 206H158V207H161ZM166 206H164V207H166ZM189 206H191L192 208H190ZM213 206H214V203H213ZM215 206H217V203H215ZM263 206L261 207H257L259 210L261 209V208H263ZM154 207V208H153ZM188 207H189V209H188ZM205 207V208H206ZM140 208V207H139ZM157 208V207H156ZM51 209H52V211H51ZM58 209V210H57ZM113 209V210H112ZM142 209V208H141ZM140 209V210H141ZM151 209V210H150ZM166 209V208H165ZM172 209V210H171ZM258 209H256V210H258ZM28 210V211H27ZM48 210H50V211H48ZM57 210V212H55ZM136 210V211H135ZM144 210V209H143ZM142 210V211H143ZM162 210V209H161ZM24 211H27V213L26 212H24ZM64 211V212H63ZM138 211V212H137ZM158 211H159V209H158ZM164 211H166V210H164ZM172 211H175L176 213H174L173 215H175V214H177V216H178V214H179V216L180 215H182V217H180V219H179V216H178V220H177V216L175 215V217H172L171 215H170V213L172 212ZM199 211V212H198ZM261 211H262V209H261ZM21 212H23L24 213V216H25V213L27 214V217H25V218H27L28 219V221H27V223H26V220H25V218H24V216L23 217H19V213H21ZM32 212H34V211H31L30 213H32ZM36 212H35V214H36ZM43 212H44V210H43ZM58 213V214H57ZM136 213H138V214H140L139 216L141 217V218H139L138 217V219H139V221H137L138 219H135V217H136ZM146 212H144V214H145ZM148 213L149 212H147L146 213V216H149L148 215ZM173 213V212H172ZM22 214V213H21ZM33 214V213H32ZM61 214H63V215H61ZM137 214V215H138ZM143 214V215H144ZM31 215V214H30ZM190 215V216H189ZM199 215V216H200ZM210 215H211V213H210ZM244 216L243 217H241V218H243L244 219V217H246L245 216V214H243ZM37 216L38 217H40V218H37ZM145 216V217H146ZM151 216H153V215H150V218H151ZM187 216H189V218H187ZM198 215H196V217H197ZM18 217H19V220H17L18 219ZM33 217H34V214H33ZM33 217H31L32 219L31 220H33ZM209 217V216H208ZM247 217H248V215H247ZM176 218V219H175ZM192 218V217H191ZM202 218V217H201ZM201 218L200 219H198L199 220V222H200V220H201ZM216 218V217H215ZM218 218L220 219V216H218ZM147 219H148V217H147ZM146 219V220H147ZM212 219H214V217L212 218ZM232 218H230V219H228V217H221V220L219 221V225H218V223H217V225H218V229L220 228L221 230H227L226 232H230L231 231V229H232V226L234 227V229H232V231L233 230H235V229H241L242 230V232H241V234H247L248 236H246V235H244V236H241V238L242 239H240V240H242V245H240L239 244V247H236L237 245H233V246H231V245H228V243H229V239H227L228 240V242H227V245L228 246H224L223 244L222 245H218L219 243H222V242H220V240H219V238H217L218 240H219V242H218V244H217V242H215L214 243V241H210V240H206V241H202L203 242V244L202 245H204L207 249H209L210 248V252H211V247L213 248V247H215V248H219V249H217L218 250V252L220 251V256H222L223 255V257H225L228 253H230V254H232V256H234L235 257V254H237V255H239L240 256V262H237V264H246V261H248V259L249 258H251V256L254 258V255L255 256H257V254L258 253H261V250H259V248H258V241H257V236L259 235L258 233V235L256 236V234L254 235V233H256V231H254L255 229L253 228V234H251V232H250V237H249V234L247 233L248 232V230H250L251 231V225L252 224H256V223H253V221L252 220H250V222L252 221V224L251 223H248V220H247V222H245L243 219L241 220L240 218H238V216H237V219H235V220H231ZM30 220V221H31ZM135 220V221H134ZM143 221L145 220V218H143L142 219ZM210 220V222L212 221L211 219H209ZM40 221V223L41 224H43L42 222ZM155 221H156V224H155ZM215 221V220H214ZM213 221V222H214ZM37 222V221H36ZM135 222H137V223H135ZM141 222V221H140ZM177 222H179V224H176ZM204 222H206L205 220H204V218H203V223ZM208 222V221H207ZM215 222H218V219L215 221ZM128 223H130V224H132V225H130V227H128L129 225H128ZM135 223V224H134ZM202 222H201V226H202V224H203ZM29 224V223H28ZM39 224V223H38ZM139 224V223H138ZM144 224V223H143ZM150 224V225H149ZM175 224V225H174ZM214 224V223H213ZM31 225H33V223H31ZM145 225H148L149 227H151V223L149 222L148 223V221L146 222V224ZM144 225V226H145ZM205 225H206V223H205ZM215 225H216V223H215ZM246 225V226H245ZM254 225H252V226H254ZM40 228H41V226L42 225H38ZM44 226H45V224H44ZM44 226H42V227H44ZM143 226V227H144ZM147 226V227H148ZM171 226L170 227H168L169 228V230L171 231ZM204 226V225H203ZM212 226H214V225H212ZM257 227H259L258 225H256ZM256 226H254L255 228H256ZM148 227V228H149ZM158 227V228H159ZM177 227L179 228V230L177 229ZM215 227V226H214ZM261 227V226H260ZM151 228H153V227H151ZM171 228V229H170ZM203 228V227H202ZM205 228H206V226H205ZM211 228V227H210ZM215 228H217V226L215 227ZM46 229H47V227H46ZM161 229V228H160ZM208 231H209V228H206ZM214 228H211V230L212 231H214L213 230ZM218 229H215L216 231L218 230ZM36 230V229H35ZM148 230V229H147ZM256 230H258V229H256ZM33 231V232H32ZM53 232V233H57V232ZM149 231H151V229L149 230ZM153 231V230H152ZM161 231H163V230H161ZM204 231V230H203ZM219 231V230H218ZM236 231V230H235ZM259 231H261V229L259 230ZM142 232V233H141ZM200 232V231H199ZM211 231H209V233H210ZM240 232V231H239ZM258 232V231H257ZM141 233V234H140ZM148 234H150V232H147ZM147 233H145V236L147 237ZM213 233V232H212ZM54 234V235H55ZM147 234V235H146ZM214 234H215V232H214ZM213 234V235H214ZM240 234V235H241ZM144 235V234H143ZM167 235V234H166ZM210 235L211 234H209V237H210ZM144 236V237H145ZM37 237V236H36ZM63 237H64V239H63ZM212 238H214V237H217V235L215 234L214 236H211ZM249 237V238H248ZM67 239V240H66ZM162 239V240H161ZM216 239V238H215ZM216 239V240H217ZM38 240V239H37ZM66 240V241H65ZM203 240V239H202ZM217 240V241H218ZM239 240V239H238ZM40 241V240H39ZM57 241V240H56ZM249 241V242H248ZM67 242V243H68ZM166 242V243H165ZM211 242H212V245H213V243L216 245H218L219 247H216V246H211ZM224 242H226V240H224ZM238 242H241V241H238ZM60 243V242H59ZM55 244H56V242H55ZM64 244V243H63ZM225 244V243H224ZM230 244H231V242H230ZM68 245V244H67ZM49 246H51V248L49 247ZM55 246H57V245H55ZM54 246V247H55ZM59 246V245H58ZM57 246V247H58ZM62 246V245H61ZM161 246H165L164 247V249H166L165 250V252H166V254H164L165 256V260H164V258L162 259L161 258V256H158V254H159V251H157V248L158 247H161ZM197 246V245H196ZM224 246V247H223ZM28 249H27V248ZM65 247H67L66 245H65ZM199 247V246H198ZM202 246H201V244H200V248H201ZM70 248V247H69ZM203 248V247H202ZM69 250V249H68ZM114 250V252L115 253H112V251ZM215 250V249H214ZM224 252H223V251ZM28 251V252H27ZM56 251H57V249H56ZM198 251V250H197ZM58 252V251H57ZM74 252V253H73ZM164 252V253H165ZM52 255H51V254ZM54 253V254H53ZM67 253H69V251H67ZM66 253V255H70V254H67ZM112 253V254H111ZM158 253V254H157ZM222 253V254H221ZM224 253V254H223ZM27 256H26V255ZM49 254V255H48ZM74 254V255H73ZM205 253H203V249L202 250H199L198 251V253H196V255H195V257L196 258H194V259H196L195 261L197 262L196 264H228L225 260H223L224 262L223 263H221L219 260H218V258L215 260H213V262L214 263H211L212 261H210V258H208V256H206V255H204ZM212 254V253H211ZM71 255L70 256H68V257H71ZM160 255V254H159ZM225 255V256H224ZM115 256V257H114ZM260 256V255H259ZM234 257H231V260H230V262H232V261H237ZM222 257H220V259H221ZM253 258H252V262L250 261V262H248V264H254L255 262H254V260H253ZM256 258V257H255ZM254 258V259H255ZM258 258V257H257ZM257 258H256V263H258L259 262V260H257ZM49 259V258H48ZM51 259V258H50ZM67 259H69V258H67ZM223 259V258H222ZM225 259V258H224ZM52 260V259H51ZM190 260V259H189ZM218 260V261H217ZM227 260V259H226ZM238 260V261H239ZM27 261V262H26ZM68 261V260H67ZM194 261V262H195ZM234 261V264H236V262ZM241 261H242V263H241ZM258 261V262H257ZM229 262V263H230ZM254 262V263H253ZM263 263H264V261H262ZM262 262H260V263H262ZM69 263V262H68ZM187 263V262H186ZM188 263H189V261H188ZM193 263V262H192ZM262 263V264H263ZM28 264H30L29 262H28ZM72 264V263H71ZM233 264V263H232Z\"/></svg>", "mask_w": 264, "mask_h": 264}]
</instances>
